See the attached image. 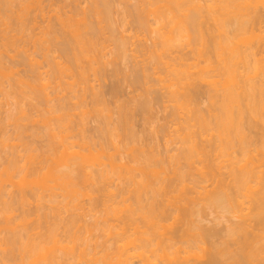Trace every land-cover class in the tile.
<instances>
[{
    "label": "rangeland",
    "instance_id": "374dc122",
    "mask_svg": "<svg viewBox=\"0 0 264 264\" xmlns=\"http://www.w3.org/2000/svg\"><path fill=\"white\" fill-rule=\"evenodd\" d=\"M3 1V0H2ZM2 1L0 0V5H1V10H0V33H2L1 35H0V67H2V69H0L1 70V72H0V84H1V88H0V143L1 144H3L2 142H4L5 141V143L3 144V145H0V173L2 174L3 172V175L6 173V171L8 170V169H6L7 167H10V165H11V163H10V161H12L11 160V158L12 157H16L17 159H19V161H20V163H17L18 164V170H17V172H18V176H15L16 178H14L15 180H13V181H16V179H17V181L15 182V183H21V185H20V187H19V185L18 184H16V185H18V187L17 186H14V182L12 183V182H9L8 181V179L7 180H5V179H3L4 180V182H2L1 180H0V182H2V183H4L5 184V182H6V186L8 187V189H6V187H4V186H2V184H0V188L1 187H4V189H2V191L3 190H5L6 189V191L4 192V195H2V191H1V193H0V195H2V196H0V197H2V198H0V259H1V257L2 256H4L7 252L5 251V253L3 252L4 251V249H9L10 251H12V252H10L11 254H12V256L14 257V253L16 254V258H14V261H13V259H10L9 258V256H10V254H8V255H6L5 257L7 258H9L11 261H10V263L11 264H19L20 262H21V260L23 259L21 256L23 255H25L26 256V254L28 255V256H26V258L24 259V261L26 262H24V261H22V262H24L25 264H32V262H34V261H36L35 263H33V264H46L47 262L46 261H48L47 259L45 260L44 258H43V256L46 258V257H48L49 256V258L51 257V256H53V255H55L54 253H56V255H58V254H61V252H62V250H65V251H63V253H67L66 255L67 256H74L75 254H78L82 249H87V250H89L90 248H88V247H90V245H89V243H87V245L85 244V248H80V249H76V248H79V247H82L83 246V244L82 245H77V244H75L74 242H72L71 241V239H69V237H68V239L66 238V239H64L63 241H64V244H63V242L61 241V243H60V241L58 242V240H57V245H58V243H59V249H55L54 247H53V245H56V244H54V239H52V242L51 241H48V240H51L50 238H52L51 237V232L50 231H52V227H53V225L51 226V224H53V222H56V221H60V216L62 215L63 216V218H62V216H61V219L63 220V219H66V217L68 218V216H70L69 218H71L72 216H74L73 215V212H74V214H75V216L74 217H76L77 219H78V216H80V218H82L83 220H80V222L79 223H81V224H84V223H93L94 222V219H96V216L98 217V221L100 220V218L101 217H99V212L101 213L100 214V216L102 215V220H100L101 222H104L103 220H104V217L105 216H107L106 214H107V212H106V206L105 205H103V204H105V202H103V200L105 199H109L107 196H109V195H107L106 196V193H104L103 194V192H101L100 191V193L98 192L97 193V191H95V194H93V198H91L90 196H86V197H79L78 199H77V196L75 195H73V194H71V192L72 191H70V189L71 188H69L68 190L67 189H64V188H66V186H68V184H65L66 182L68 183V180L65 182V181H63V180H61V179H57L56 177H51V176H54L52 173H49L52 169L54 170V169H56V168H61L60 167V165H62L63 166V164H64V162H65V158H70V157H64V155L65 154H63V153H65L66 151H64V152H62V150H64V147H65V145L68 147L69 146V144L67 145V142L68 143H70V140H71V142H73L74 143V141H75V144L76 143H78L77 142V140H80L79 139V137L77 138V136H79V134L81 133L82 134V130H80V131H82V132H80V133H78V131H79V129H77V130H75L76 128H77V124L78 123H80V125H81V123H83L84 125H81V127H80V125H79V128L81 129H83V130H85V136H87L88 135V137L89 138H91V139H93V138H96L95 140L93 139V141L90 139V141H88V142H90V145H89V143L88 144H86L85 145V147H87L88 149H90L89 147H91V151H89L90 153H92V152H94V153H96L97 151H99L100 149H99V144H101V143H103V141H105L104 142V144L106 145L105 147L107 148V150H106V155H104L103 157H101L100 155H98L97 157L99 158V156H100V158L98 159L95 155H97V153L96 154H94V156L97 158H95V157H93L94 159H95V161H94V159L91 157V156H89V158L91 159H89L88 158V160L91 162H89L88 161V163L86 162L85 164H86V166H84L85 164H83L82 165V169L84 170L85 169V167H86V169H88V171H89V173L90 174H93V175H96V173H98V172H100L102 169H106V168H109V170H110V167H111V165L109 164V166H108V162H107V160L109 159V155H113L114 153H119L120 151V155H118L117 154V159H115V160H120V158H121V156H122V154H123V156H122V158H121V160H120V162H129L130 163V166L131 165H133V166H137V168L135 169V170H131L132 172H131V174H130V172L128 173V176H130V175H132V176H130V178H129V182L126 180V179H128V178H125L124 180H125V182H124V180H123V178L120 180L119 178H118V173L115 171V175L113 174V172H112V174H111V176L113 177L112 179H113V182H109V186L110 187H112V186H114V187H112L111 189H112V192H114L115 191V193L117 192V194H115V195H113V196H111V193H109L110 194V196L111 197H113V200H109V202H110V204H117V206L118 205H120L119 203H121V206H120V208L122 209L123 207H125L124 205H129V203H130V201H132L131 203H134L135 201L134 200H136V197L135 196H133L134 195V192H133V195H132V192H130V191H126V188H129L130 190H132V188H134V186H137L138 187V185H140L139 183H135V181L137 182L138 180H139V182L142 180V178H146L147 177V175H145V174H148V176H150L149 175V173H145L144 172V170L148 167L147 165H149L150 167H148L147 168V171L149 172L150 171V168H152L151 169V173H152V170H153V168L155 167L156 169L155 170H158V171H160L159 173H160V175H159V177L162 179H160V181H162V182H157V180H158V176H157V179H156V184L158 185H156V186H154L155 188H157L158 189V187H159V189L157 190V191H155L156 193H157V195L155 194V197H153V198H155L156 200H157V203L158 204H160V205H162V204H165V205H162V206H164V207H166V209L168 210V212L170 211V212H172L173 210V213H170L169 212V217H167L166 218V220H164L165 218H161V217H157L156 219H155V217H153L152 219H150V218H148L149 220H148V222H147V220L145 221V219H144V222H142L141 221V223L139 222L140 220H141V217H140V219L137 217V218H135L134 220L136 221V222H132V221H130L129 219V221H130V223H133V224H130V223H128L129 221L127 220V218L125 217V216H127V214H128V212L127 211H125V209L123 208L122 209V211H116L117 213H111L112 211H110V214L111 215H109V219L108 220H110L109 221V223L111 222V224H110V226L111 225H113V226H111L112 228L114 227L115 229H119V230H115L114 228L112 229L110 226H108L107 225V227H110L111 229H112V231L113 232H111V231H109V229L107 230L108 231V234H107V231L105 232L107 235H104L105 233H104V231H96V233H98L96 236L97 237H95L94 236V238H93V240H98L99 241V243H100V241H101V244H104V243H107V244H105V245H108L109 246V248H108V252L110 253L108 256H110L109 258L110 259H113V258H116V260L118 259L117 257H115V256H117V254L119 253V251H121L120 249H124V248H126V249H129V250H131V252H135V249H133V248H135V246H136V243H139V241L137 240L136 241V238H138L139 239V232H143L144 231V229H145V231H147L149 228V230H157V228L159 229V231L158 232H160L161 234H164V231L163 230H166L167 231V233H165L166 235H171L172 233H173V231H174V233L178 236V238H179V234H184V233H186V235L184 234L183 236H184V238L183 239H185V237H189L188 239H192L191 240V242L190 243H192V244H198L197 245V247H196V249H195V251H197V250H199L198 252H197V258H196V255H194V256H192L191 258H190V262H198V263H200L201 262V260H205V258H203V256H204V253H207L206 252V250L205 251H203V248L205 249V248H208L209 249V246L212 248V245L213 244H215V243H218L220 240L219 239H221L222 240V238L221 237H223L222 235V233L224 232H226L227 233V229H229V227L231 226V225H233L234 223H232V222H237L238 221V219H239V216H238V219L237 218H235V217H237V215L236 214H238L237 212L235 213V211L237 210H232L233 208H232V206H231V204L228 202V203H226V202H224L225 203V205H224V207L223 206H220V208H219V205H213V203H211V199L209 198L211 195H210V193H209V189H212V185H213V182H212V180L211 179H208V181L209 180H211V182H212V184H209L210 183V181H209V185L211 186H209L207 183V185L205 184V183H203L202 182V184H200L201 182V180L203 179H201L200 177L199 178H193L195 175H197V177L198 176H200V171H199V167L201 166V164L203 165L202 166V168L204 167V164H205V162L206 161H203L202 159L204 158V156H199V158L198 157H195V158H197L199 161H200V157H203L201 160L202 161H200V162H198V160L196 159H194V164L192 163V165L191 166H193V168H195V169H190V165L188 164V163H186V162H184V161H186V160H183V158L181 157V159H180V161H179V159H175V158H177L178 157V155L180 154L179 152H181V150L183 149V148H181V147H183V142H184V145H185V143H186V145H187V143H189L190 141V139L191 140H193L194 142L196 141L197 143H199V145H200V142H201V146L202 147H204V145L206 144H208L207 146H206V149H208V150H206L207 151V153H209V152H211V160L212 161H214V162H217L218 160V162H220V164L221 163H223L224 164V166H222L223 164H221V166H222V168H221V166L220 165H218L219 166V170L221 169L222 171L224 170H226L224 173L221 171L220 173H221V176H226V174H227V176L226 177H229L228 176V173L230 174V172H229V170H231V169H229V168H231L230 166L228 167V165H227V162H230V159H232L234 156V160H235V158H236V160H242V162H244L245 161V156L243 155V148L244 149H246V148H248L249 146V150H248V152L250 153L251 152V155H257L259 152H255V149H257L258 148V146H260V144L258 143V142H261V141H263L264 139V117H262L261 115H263L264 114V109L262 108V107H260L259 108V110H261V114H260V116L259 117H257L259 114H257L256 116H254V115H251V117H250V120H249V116L246 118L248 121H251L250 122V124H249V122L246 120V121H244L246 124H244V126L245 127H243V129H245V128H249V126L253 129L254 128V130H252L251 128H249V129H245L244 131H242L241 129V134L239 135V137L237 138V136H238V134H237V136L235 137L234 135L236 134V132H233V133H235L234 135H232V137H228V138H230V142L232 141V139H234V138H236L235 140H233L234 142V144L233 143H230L229 141H228V143H230V144H227V143H225L226 141H225V139H227V138H223V137H221V139L223 138V144L225 145V147H224V145L223 146H220L221 144H220V142H221V140H220V142L218 141V139L220 138V137H218L219 135L217 134V132H216V130L214 129V128H210V129H208V130H199V132H200V134H199V132H197L198 131V129H200L197 125H198V123L196 124V125H193V124H195L196 122H195V120H192L191 118H190V116H193L194 114L196 115V114H202V115H204L205 117H208V119L210 118L211 119V123H213L214 121H212V116L214 117L215 116V114H217V116H219L218 115V113L220 114V115H224V114H221V106L219 105L218 107H219V109H218V107H217V105H218V102H221V104H222V98H223V95L224 94H222L223 93V83H224V79L225 78H223V76H220V77H217L216 79L219 81V78H220V81L218 82V83H216L215 85L213 84V83H209L208 84V81L206 82L205 81V83H204V81L203 80H201L200 81V79H198V74L195 72V70H196V64L197 63H195V66H193L194 65V63H190V62H197V60L199 61V62H201L200 63V65L201 66H203L202 64H203V58L201 59V57H202V55L200 56V52H203V50L204 49H206V52H207V47H208V45L210 44V42H211V48L213 49V52H212V54L213 55H215V56H212V54H210L211 52H209V50L210 49H208V52L209 53H207L208 54V56H210V59H212L213 58V60L215 61L216 60V58H217V61H216V63H215V65L218 63V60L220 59V56L221 57H224L225 56V54L223 55V51H221L220 50V52H222L221 54L218 52V50H219V48H218V45H216V42H218L219 41V39H218V37H215V36H219V38L221 39V37H220V32H219V30L218 29H215V28H217L216 26H215V30L214 31H212V29H211V27L209 28V26H211L215 21L214 20H211L210 19V17H209V14H208V10H209V8H208V10H207V6L209 5V3H211L210 1H209V3H208V0H206V2H200V4L202 3L204 6H206L205 4L207 3V6H206V8L203 6V7H201V10H200V13H201V11H202V15L201 14H199V16L201 15L202 16V21H200L201 19L200 18H198V21H199V24H200V22L202 23L203 21V23H205V24H202V25H206V23H207V26L205 27V28H207V29H205V28H203V29H205V31H203V32H206L205 34L207 35L206 36V39L203 37V38H200V39H203V41H205V42H203L202 41V43H206V42H208L207 44H206V46H205V44H198V39H197V41H195L196 42V45H197V47H198V51H197V49H196V45L194 44V43H192L193 45L192 46H190V43L188 42L189 40H186V39H188V38H186L185 39V36L183 35V38H182V33L180 34L181 36H179V34L177 33V35H178V38L180 39V40H177L176 39V37H175V39H176V41L177 42H175V43H178L179 42V44L178 45H180L179 47H178V45H177V47L179 48L178 49V51L177 50H175V51H177V53H175V51H172L171 52V54H170V52H168V54L166 53V55H165V53L164 54H162V57H161V60L162 61H169V63L172 65L173 63H174V66H176V64H177V66H179V67H181V65H180V62L181 63H185L186 65H183V68L185 67L186 69L190 66V68H191V66L193 67V68H191L190 70H189V68H188V72H190V73H188V76H186L185 78H187L188 79V82H189V78H190V84H187L188 82H186V84H183L182 85V88H183V90H184V88L186 89V90H182L183 92H184V94H182V91L180 92V94H182V95H180V100H181V102H185V100H186V103L181 107V105H177V102L175 101V99H173V97L171 96V93H170V84H169V87H166V84L168 83V82H171V81H169V79H168V81L167 82H165V81H161L160 80V77L161 78H163V76H165V74L167 75L166 77L168 78V76L170 75V73L172 74V72H171V69L170 68H168L167 66H166V64L164 65V67H163V63H162V61L160 60V62H156V60L154 61V57H156L157 58V56H155V53L157 52L156 50H158L159 49V47L158 46H160V48L162 47V45L164 44V40H165V37L163 38L162 37V39H164V40H161V39H158L157 38V34H155V32H153V30L154 29H156L158 26V22L156 23V21L157 20H155L156 19V17H155V15H154V13L152 14V12L149 14V13H147V11L149 12V10H148V8H149V4L148 5H146L147 3H144L143 4V2H139L138 0H124V2H123V0H114V1H112L113 3H111L112 4V8H111V14H110V17H108L109 18V20H108V18H107V21H110V22H107V23H104L105 22V20L103 19V18H105V17H101V20L99 21V17H97V16H91L90 18H92L91 19V21L93 22V24L96 26V27H98L99 29H96V32L98 33L99 32V34H97L96 33V35H98V36H96V38L95 39H97V41H98V43H99V46H98V48L100 49L99 50V52H100V56H101V67H102V70L100 69L101 67L99 66L100 64H98L97 62H99V61H97V62H95L94 61V59L92 58L93 56H94V53L95 52H93V54H92V51H91V59H90V56L89 57H85V58H83V60H81L82 61V66H83V64H84V66L86 67V69H87V62H85V60L86 61H88L89 62V66H88V68L89 67H92V65L94 66V64L96 65V66H99L100 68H98V69H100V71H99V73L97 72V67L96 66H94L95 68H96V70H95V68H94V70H93V72L90 70V68H89V80H90V83H89V86L88 87H86V89L84 88V89H82V91H81V88H83V86H85V84L81 81H79V79H80V77L78 78V76H79V73H78V75H77V73H73V75H74V77H75V79H76V77L78 78L76 81H77V85H73V84H76V82H75V80H74V78H73V75H71V72H70V74H69V72L67 73V75L66 74H64V73H62V76L58 73V72H56L55 73V71H52V69H51V67L49 66V65H53V63H54V61H55V63L58 61H63V63H67V61H65L66 60V56H64L63 54V52H61L60 50H57V48H58V44H56V49H55V46H54V44H55V42H53L52 40H51V44L48 46V48L49 49H47V51H46V49H45V51H44V48L46 47H43V45H42V48L40 47V45H41V43H39L38 41H40V42H42L43 43V41H42V39H44V41L45 40H48L47 38H50V37H47L46 39L45 38H43L44 37V34H45V30H47V27H48V31H49V29H50V26H52L51 27V29L50 30H52V28L54 27V30H55V27H56V32H58L61 28H62V22L64 21V22H66V19H63V18H68V16L72 13V15L74 14V17H75V21H74V23H76L77 21H76V17H77V20L78 19H80L81 17H82V15H81V17H80V14L82 13V11H84V8L87 6H90L89 4V2L91 1V0H38V4L36 3V5H35V2H37V1H35L34 2V4L33 3H31L30 5L32 6V7H30V9H29V7H28V10H29V12H27L28 10L26 9V12H24L25 11V8H27V7H25V6H23V7H25L24 8V11L22 12V10L21 11H19L20 9H22L23 7H21L20 6V4H21V1H20V3H18V2H14L13 3V5L11 6V8L12 9H10V7H9V9L11 10V12H16V13H10V15L8 16V14H9V10L7 11V10H5L7 7V5H9V3L11 4L12 2L11 1H9V3L7 2V4H5V2H4V4L2 5L1 3H2ZM17 1V0H16ZM24 1V0H23ZM22 1V2H23ZM26 1V0H25ZM119 1V2H118ZM128 1H130V2H128ZM200 1H204V0H200ZM33 2V1H32ZM125 2H127L128 4H125ZM139 2V3H138ZM24 3V2H23ZM22 3V4H23ZM26 3V2H25ZM30 3V0H28L27 1V3L26 4H29ZM89 3V4H88ZM124 3V4H123ZM14 4H15V6H14ZM113 4H115V5H113ZM139 4V5H138ZM143 6H141V5ZM199 4V3H198ZM6 5V6H5ZM19 6V7H16V6ZM24 5V4H23ZM127 5H128V7H130V9L129 8H127ZM161 5H163V4H161ZM211 5V4H210ZM4 8H3V7ZM29 6V5H28ZM39 6H40V8H39ZM138 8H137V7ZM139 6H140V8H139ZM145 6V7H144ZM148 6V7H147ZM6 7V8H5ZM14 7H15V9L17 8H19L18 10H15L14 9ZM193 7V6H192ZM135 8V9H134ZM143 8V9H142ZM145 8V9H144ZM184 8V9H183ZM183 10H179V11H175V13H177V16L174 18V19H178L177 21H168V19L166 20V22L167 23H165L166 24V26L167 25H169V26H171L172 28H173V25L176 23V25L177 24H179L178 26H177V30H178V28H179V30L178 31H180L181 30V28H182V26H180V25H183V23H182V19L180 18V17H182L183 19L185 18L184 16H186L187 14H189V12H191V13H193V9H188L189 7H186V6H183ZM15 10V11H14ZM86 10H88V9H86ZM132 10V14L129 12V11H131ZM144 11L143 13H141L140 11ZM147 10V11H146ZM186 10H188V13H187V11ZM192 10V11H191ZM205 10H207V12H205V16L206 17H203L204 16V11ZM2 11V12H1ZM6 11V12H5ZM17 11H18V14H20V16L22 17H20L19 15H17ZM182 11H183V13H182ZM184 11H186V12H184ZM21 12H22V14H21ZM81 12V13H80ZM136 12V13H135ZM146 12V13H145ZM3 13V14H2ZM6 14V16H5V14ZM24 13H25V15H27L26 17H25V15H24ZM77 13V14H76ZM141 13V14H140ZM190 13V14H191ZM207 13V14H206ZM1 14H2V16L4 17V18H6L5 20H4V18L1 16ZM11 14H13L14 15V17L11 15ZM59 14V15H58ZM60 14H62V16H66V15H68V16H66V17H63L62 18V16L60 15ZM66 14V15H65ZM78 14H79V16H78ZM83 14V13H82ZM145 14V15H144ZM179 14V15H178ZM183 14V15H182ZM61 16V18L63 19V21L61 22V18L60 17H58V16ZM72 15H70V19H72L71 17H72ZM134 15V16H133ZM154 15V16H153ZM173 15V14H172ZM171 14H170V16L169 17H167V18H169V20H171L170 19V17L172 16ZM152 18H151V17ZM1 17L3 18V20L4 21H6V23L1 19ZM14 19H13V18ZM27 17H28V19H27ZM73 17V18H74ZM80 17V18H79ZM97 17V18H96ZM136 17H137V19H136ZM139 17V18H138ZM140 17H142L141 19H140ZM146 17H147V19H146ZM150 17V18H149ZM153 17H154V19H153ZM179 17V18H178ZM21 19V21H20V19ZM58 18L60 19V21L58 20ZM89 18V17H88ZM89 18V19H90ZM94 18V19H93ZM206 18H208V19H206ZM7 19H9L8 21H7ZM10 19L12 20V21H10ZM19 19V20H18ZM26 19V20H25ZM69 19V18H68ZM140 19V20H139ZM1 20H2V22H1ZM81 20V19H80ZM98 20V21H97ZM137 20V21H136ZM211 20V21H210ZM23 21H24V23H23ZM69 21V20H68ZM67 21V22H68ZM136 21V22H135ZM147 21H149V22H147ZM178 21H181V22H179L178 23ZM210 21V25L208 24V22ZM213 21V22H212ZM60 22H61V25H60ZM67 22L65 23V27L63 26V28H67V31H69L70 33H71V31H70V28H69V26H68V24H67ZM79 22V21H78ZM102 22V23H101ZM142 22L144 23V22H147V24L149 23L150 25H152V26H150V28L152 29V31L151 32H149V29H147V32L148 33H146V30L144 29L145 28V26L143 27L141 24H142ZM168 22H170L171 24L172 23H174L173 25H170V23H168ZM21 23H23V24H21ZM97 23V24H96ZM163 22H161V24H163V25H165ZM181 23V24H180ZM3 24H6V25H3ZM67 24V25H66ZM105 24V26H103ZM137 24V25H136ZM161 24H159V27H160V25ZM217 24V23H216ZM18 25V26H17ZM22 25V26H21ZM110 26L109 27V29H108V27L107 26ZM139 25H140V28H139ZM154 25V26H153ZM214 25H215V23H214ZM2 26V27H1ZM7 27V29H6V27ZM12 26V27H11ZM24 26H26L25 27V29L24 30H26V31H24V30H22L21 28L22 27H24ZM66 26H68V27H66ZM101 26V27H100ZM114 28V29H116V30H114V32H113V29H112V27ZM138 26V27H137ZM142 26V27H141ZM203 26V27H204ZM59 27H61V28H59ZM174 27H175V25H174ZM202 27V26H201ZM201 27H198V28H201ZM5 30H4V29ZM14 28V29H13ZM21 29L22 31H23V33H25L24 35L23 34H21L22 33V31L21 30H19V29ZM104 28V29H103ZM168 28V30H169V28L170 27H167ZM167 28L165 29V30H167ZM59 29V30H58ZM208 29H210L211 30V32H213V34L214 35H211V33L210 34H208V32L209 31H206V30H208ZM261 29V30H260ZM260 29H258L257 27H256V29L254 28V32L255 33H253V31H252V29H250V30H248L249 32V34H247V38L249 39L250 38V35H251V37L253 38H250V40L251 41H249L248 42V40H247V42H245L246 44H247V46L248 45H250L251 44V46H250V48L252 47V50H253V52H254V56L252 55V57H251V59H256V58H259L258 60L260 61L261 60V62H260V64L261 63H264V62H262V61H264V26L262 27V28H260ZM16 30H18V31H16ZM29 30H31V31H29ZM65 30V29H64ZM98 30V31H97ZM145 30V31H144ZM170 30H171V28H170ZM175 30V29H174ZM184 30V29H183ZM183 30H182V32H183ZM202 30V29H201ZM218 30V31H217ZM6 31V32H5ZM19 31H21V32H19ZM47 31V32H48ZM60 31H62V29L60 30ZM59 31V32H60ZM105 31V32H104ZM118 31V32H117ZM143 31V32H142ZM155 31V30H154ZM173 31V30H172ZM216 31V32H215ZM257 31V32H256ZM4 32V33H3ZM8 32V33H7ZM29 32V33H28ZM46 32V33H47ZM58 32V37H59V39L60 40H66L65 38L68 36L70 39H72L71 37L72 36H69L68 34V32H67V35L65 36V37H63L62 35H64V34H60ZM63 32V31H62ZM64 32H66V31H64ZM104 32V33H103ZM175 32V31H174ZM173 32V33H174ZM215 32V33H214ZM251 32V33H250ZM16 33V34H15ZM49 33V32H48ZM48 33L47 34H45V36L46 35H48ZM117 33H120V34H117ZM151 33V34H150ZM167 33H168V31H167ZM167 33H166V35H167ZM176 33V32H175ZM184 33V32H183ZM112 35V37H111V35ZM123 34V35H122ZM125 34V35H124ZM154 34V35H153ZM219 34V35H218ZM253 34H255V35H253ZM5 36V38L7 39V37L9 36H12V37H8V40H11L12 41V38L14 39V43H15V45H14V43L12 44V42L11 41H9V42H4V41H7L3 36ZM27 35V36H26ZM29 35H31V36H34V38H32V39H30V41H29V38L27 39V37L29 36ZM92 35V34H91ZM101 35V36H100ZM117 35V36H116ZM133 35V36H132ZM150 35H151V37H150ZM156 35V36H155ZM176 35V34H175ZM174 35V36H175ZM176 35V36H177ZM49 36V35H48ZM88 36H90V35H88ZM116 36V37H118V38H114V37ZM126 36L128 37V39L126 38ZM131 36V37H130ZM257 36H258V38H257ZM3 37V38H2ZM67 37V38H68ZM91 37H95L94 35L93 36H91ZM101 37V38H100ZM105 37V38H104ZM122 38V39H120V38ZM159 37V36H158ZM209 37V38H208ZM241 37V36H240ZM263 37V38H262ZM17 38H19V39H17ZM37 38V39H36ZM40 38V39H39ZM42 38V39H41ZM51 38H52V36H51ZM50 38V39H51ZM68 38V40H70ZM100 38V39H99ZM155 38V39H154ZM218 40H217V39ZM241 38H243V37H241ZM247 38H245V39H243V41H246V39ZM5 39V40H4ZM53 39V38H52ZM113 39H114V41H113ZM130 39V40H129ZM154 39V40H153ZM158 40V44H159V40L160 41H162V42H160V44L159 45H155L154 43L156 42L157 43V40ZM259 39H261V40H259ZM24 40V41H23ZM27 40V41H26ZM54 40V39H53ZM122 40H125L126 42H131V44H127V47H128V49H129V52L127 53V55H126V57H120V58H117L116 57V52H118V50H117V47H118V45L116 44V41H117V43L118 42H120V41H122ZM139 40H140V42H139ZM142 40V41H141ZM196 40V39H195ZM236 40L237 39H235L234 41L236 42ZM26 41V43H24ZM48 41H50V40H48ZM57 41V40H56ZM133 41V42H132ZM46 42V41H45ZM103 42V43H102ZM182 42V43H181ZM192 42H194V41H192ZM201 42V41H200ZM258 42H259V44H258ZM6 43H9V47H7L8 45H6ZM39 43V44H38ZM46 43H49V42H46ZM57 43V42H56ZM161 43H162V45H161ZM186 43H188V44H186ZM4 44V45H3ZM120 44V43H119ZM138 44H140V46H137ZM185 44H186V46H185ZM256 44H258V45H256ZM2 45V46H1ZM115 45H116V48L114 49V47H115ZM129 45H130V47H129ZM176 45V44H175ZM210 45H209V47L208 48H210ZM252 45H254V46H252ZM18 46H19V48H18ZM136 46V47H135ZM154 46H156V47H154ZM201 46H203V47H201ZM256 46V47H255ZM261 46H262V48H261ZM21 47H23V49L22 50H19V49H21ZM141 47H142V49H141ZM146 47V48H145ZM191 47V48H190ZM193 47V48H192ZM195 47V48H194ZM201 48V50L202 51H200L199 52V49ZM260 47V48H259ZM4 48V49H3ZM13 48V49H12ZM17 48H18V50H17ZM138 50H137V49ZM151 48V49H150ZM154 48V49H153ZM156 48V49H155ZM6 49V50H5ZM15 49V50H14ZM55 49V50H54ZM60 49V48H59ZM153 49V50H152ZM191 51H190V50ZM194 49V50H193ZM254 49H255V51H254ZM156 52H155V51ZM259 50V51H258ZM23 51V54L21 53ZM49 51V53L47 54V53H45V52H48ZM114 51H115V53H114ZM131 51V52H130ZM139 51V52H138ZM183 51H184V53H183ZM186 51V52H185ZM28 52V53H27ZM78 52H79V50H78ZM81 52V51H80ZM145 52H147V54L148 55H146V53ZM205 52V53H206ZM214 52H215V54H214ZM44 53H45V55H44ZM102 53V54H101ZM113 53H114V55H113ZM159 52H157V54H158ZM205 53L203 52V54H204V56L205 57H208V56H206L205 55ZM216 53H218V55L216 54ZM258 53V54H257ZM25 54H26V56H25ZM62 55V56H59V55ZM134 54V55H133ZM142 54V55H141ZM170 54V55H169ZM176 54H177V57H176ZM180 54V57H178V55ZM210 54V55H209ZM220 54V55H219ZM256 54V55H255ZM27 55H28V57H27ZM49 56V57H46V56ZM128 55H129V57H128ZM131 55V56H130ZM145 55H146V57H145ZM154 56V57H152L153 58V60L151 61V56ZM164 55V56H163ZM168 55V56H167ZM171 55H172V57H171ZM197 56V58H196V56ZM261 55H263L261 58H260V56ZM114 56H115V58H116V60H114L115 58H114ZM135 56H136V58H135ZM195 56V57H194ZM216 56H218V57H216ZM103 57H104V59H103ZM113 57V58H112ZM149 57V58H148ZM49 60H48V59ZM59 58V59H58ZM62 58V59H61ZM89 59V60H87V59ZM158 58H159V55H158ZM170 58V59H169ZM171 58H173V59H171ZM180 58V59H179ZM28 59V60H27ZM36 59V65H37V68H38V71L36 70V65L34 64L33 65V63L35 62L34 60ZM93 59V60H92ZM112 59V60H111ZM141 59H145V61H143V60H141ZM164 59V60H163ZM186 59H187V61H186ZM189 59V60H188ZM263 59V60H262ZM50 60H51V64H50ZM91 60V61H90ZM123 60H124V62H123ZM147 60V61H146ZM159 59H157V61H158ZM174 60V61H173ZM181 60V61H180ZM183 60H184V62H183ZM212 60V61H213ZM258 60H256V62L258 61ZM37 61L39 62V64H37ZM49 61V62H48ZM94 63H93V62ZM105 61V62H104ZM107 61V62H106ZM138 61V62H137ZM141 61V62H140ZM150 61H151V63H150ZM203 61V62H202ZM213 61V62H214ZM254 62H255V60H253ZM3 62V63H2ZM90 62H92L91 64H90ZM104 62V63H103ZM146 62H147V65H146ZM155 62V63H154ZM172 62V63H171ZM255 62V63H256ZM32 63V64H31ZM62 63V62H61ZM100 63V62H99ZM106 63H107V65H106ZM112 63V64H111ZM116 63V64H115ZM118 63V64H117ZM135 63H136V65H135ZM144 63V64H143ZM162 63V64H161ZM59 64V63H58ZM98 64V65H97ZM150 64H151V69H153V70H151L150 71ZM159 65V67L156 69L155 68V66L156 65ZM188 64V65H187ZM219 64V63H218ZM253 65H254V67H255V65L256 64H259V62L258 63H256V64H254V63H252ZM61 65V64H60ZM63 65V64H62ZM64 65H66V64H64ZM91 65V66H90ZM144 65V67H142ZM198 65V64H197ZM242 65V63L240 62V66ZM253 65H252V68L253 69H251L250 71H251V75H253L254 76V74H256L257 75V73H258V75H257V77L258 78H261L260 79V81L261 80H264V76H263V74H264V72H263V69L261 70L262 72H263V74H262V72H260V70L258 71V69H257V73H256V69L254 70V67H253ZM55 66H57V63L55 64ZM55 66H54V68H55ZM108 66V67H107ZM114 66V67H113ZM139 66H140V68H139ZM176 66V67H177ZM188 66V67H187ZM260 66V65H259ZM149 67V68H148ZM167 67V68H166ZM194 67H196V68H194ZM257 67V66H256ZM58 68V67H57ZM115 68H118L117 70L115 69ZM156 70H155V69ZM4 69H5V71H4ZM92 69H93V67H92ZM103 69H104V72H103ZM107 69V70H106ZM137 69H140V70H137ZM35 70L37 71L36 73H34L35 72ZM58 70V69H57ZM148 70V71H147ZM169 70V71H168ZM197 70H198V68H197ZM75 71V70H74ZM74 71H72V72H74ZM114 71V72H113ZM137 71H138V73H137ZM143 71V72H142ZM166 71V73H164ZM240 71H241V69H240ZM254 71H255V73H254ZM39 72V73H38ZM52 72H54L55 73V75L53 76V74H51ZM77 72H78V70H77ZM94 72H96V74L94 73ZM100 72L102 73V75H101V77L99 76L100 75ZM117 72V73H116ZM158 72L161 74V75H158ZM193 72H194V74H193ZM253 72V73H252ZM57 73H58V75H57ZM145 73L146 74H148V75H146L147 76V79H146V76L145 77H143L144 75H145ZM164 73V74H163ZM64 74V75H63ZM93 74H94V76H93ZM133 74L134 75H138L137 77L138 78H136V76H135V78H134V76H133ZM169 74V75H168ZM192 74H193V76H192ZM211 74V73H210ZM38 75V77H36ZM51 75V76H50ZM76 75V76H75ZM118 75V76H117ZM141 75H142V77H141ZM195 75H197V76H195ZM256 75H255V78H256V80H258V78L256 77ZM57 76H58V79H57ZM70 76V77H69ZM172 77H173V74L171 75ZM170 76V77H171ZM55 77V78H54ZM60 77H63V78H60ZM153 77V78H152ZM222 77V78H221ZM39 78H41V80L39 79ZM60 78V79H59ZM143 78V80L144 81H141V79ZM159 79L160 80V82H156L157 80L156 79ZM200 78V77H199ZM22 79V80H21ZM71 79H72V81H71ZM140 79V80H139ZM150 79V80H149ZM154 79V81H153V83H152V80ZM196 79V80H195ZM222 79V80H221ZM21 80V81H20ZM59 80H61L60 81V83H61V85H60V83H59ZM74 80V81H73ZM137 80H138V82H137ZM224 80V81H223ZM22 81H23V83H22ZM67 81H68V83H67ZM133 81H134V83H138V84H140L139 86L136 84H134L133 83ZM145 81L146 82H148V83H146L145 84ZM151 81V82H150ZM174 81H175V79H174ZM174 81H172L173 83H175ZM187 81V80H186ZM223 81V82H222ZM259 81V80H258ZM32 82V83H31ZM43 82V83H42ZM75 82V83H74ZM142 82V83H141ZM176 82H177V80H176ZM191 82H193V83H191ZM220 82H222V83H220ZM30 85H32L31 87L29 86V84ZM51 83V84H50ZM67 83V84H66ZM69 83H71L73 86V89L76 87V91H78V93H76V91H74L72 88L69 90V88H70V85L68 86V84ZM78 83H80V84H78ZM115 83L117 84V85H115ZM156 83V84H155ZM157 83H159L158 85H157ZM198 83V84H197ZM37 84H38V86H37ZM39 84H40V87H39ZM41 84H42V86H41ZM90 84H92V85H90ZM143 84V85H142ZM165 84V85H164ZM192 84H193V86H194V88H193V86H192ZM46 85V86H45ZM79 85L81 86L80 87V89H79ZM191 85V86H190ZM216 85H218L217 87L218 88H216ZM36 86H37V89L39 88V90H36ZM58 86V87H57ZM75 86V87H74ZM91 86H93L92 87V89H91ZM113 86V87H112ZM145 86H146V88H145ZM167 86H168V84H167ZM61 87H62V89H61ZM116 87V88H115ZM118 87V88H117ZM190 89H189V88ZM192 87V88H191ZM202 87H204V88H202ZM214 87V88H213ZM42 88V89H41ZM94 88L96 89V91H100V92H98V94H101L100 96H98V98L99 99H97L96 100V103H95V99L93 98V93H92V95H91V91L92 92H95V90H94ZM182 88H180V90L182 89ZM220 88L222 89V91L220 90ZM35 89V91H33ZM156 89V90H155ZM169 89V90H168ZM193 89V90H192ZM212 89H213V92H212ZM41 90V91H40ZM43 90V91H42ZM44 90H45V95L47 96V98L48 97H51V99L52 100H50L49 98V101H48V99H45L44 97H45V95L43 94V96H42V94H40V93H44ZM61 90V91H60ZM68 90V91H67ZM80 90V91H79ZM84 90V91H83ZM113 92H112V91ZM144 90H146V91H144ZM149 90V91H148ZM153 90V91H152ZM168 90V91H167ZM196 91V93L195 92H193V91ZM211 90V91H210ZM217 90V91H216ZM221 92H220V91ZM31 91V92H30ZM37 91H39L38 92V94H40V96L38 97V95H37ZM67 91V92H66ZM87 91V92H86ZM101 91H103V92H101ZM112 92V94L110 93V92ZM150 91H151V93H152V96H151V93H150ZM165 91V92H164ZM209 91H210V93H209ZM215 91H216V93H215ZM29 92V93H28ZM32 92H34V94L32 93ZM50 92V93H49ZM61 92V93H60ZM63 92H64V94H63ZM84 94V97L85 96H88L86 99H84L83 101L85 102H83V101H81L82 100V98H83V96H82V98H81V95H83L82 93ZM155 92V93H154ZM164 92V93H163ZM170 94H169V93ZM202 92V93H201ZM219 92V101H218V98L217 99H215V97L214 96H218V93ZM66 93H69V94H66ZM144 93H146V96L144 95ZM202 95H201V94ZM205 93H206V95H205ZM32 94V95H31ZM49 96H48V95ZM71 94H73V95H75V97H76V95H80V97H78L79 99H77V98H75V97H73V95H71ZM148 94H149V96H148ZM164 94H165V96H164ZM167 94V95H166ZM193 94V95H192ZM198 95V94H200V96L201 97H199V95L197 96L198 97V99H197V101H196V98L197 97H195V95ZM211 94H213V96L211 95ZM34 95V98H32L31 96H33ZM102 95H103V97H102ZM104 95H105V97H104ZM159 95H160V98H161V96L163 95V97H162V101L163 102H161L160 100V98H159ZM169 95V96H168ZM190 95V96H189ZM205 95V97H203ZM220 95H222V97H220ZM43 98H42V97ZM61 96H63V97H61ZM70 96H71V98H70ZM143 96V97H142ZM183 96V97H182ZM185 96H186V98H185ZM188 96H189V98H188ZM207 96L209 97V98H207ZM72 97H73V99H72ZM152 97L154 98V100H152ZM195 97V98H194ZM213 97V98H212ZM63 98V99H62ZM101 98V99H100ZM193 98H194V100H193ZM201 98H203V100L201 99ZM36 99H37V101H36ZM43 101H42V100ZM56 99V100H55ZM69 99H71V100H69ZM167 99H169L168 101H167ZM171 99H173V100H171ZM200 99V100H199ZM210 99V100H209ZM215 99V100H214ZM220 99H221V101H220ZM41 100V101H40ZM62 100V101H61ZM75 100V101H74ZM87 100V101H86ZM92 100H94V103H93V101ZM99 100V102L97 103V101ZM101 100H103V101H101ZM143 100L145 101V103L143 102ZM188 100V101H187ZM207 100V101H206ZM136 101H138L139 102V104H140V106H139V104H138V102L136 103ZM171 101V102H170ZM201 101V102H200ZM206 101V102H205ZM217 101V103H215ZM35 102V103H34ZM50 103V106H51V108H54V109H49L50 108V106H48V104ZM52 102V103H51ZM56 102V103H55ZM71 102V103H70ZM76 102H78L79 104H76ZM124 102H126V103H124ZM174 102H175V104H174ZM188 102H189V104H188ZM33 103H34V105L36 106V107H33L34 105H33ZM42 103V104H41ZM46 103H47V105H46ZM64 107H66L67 108V111H68V113L67 114H69L68 116L69 117H71V121H72V123H73V121H75L74 123L75 124H72V125H74L73 126V128L70 130V129H68V130H70V131H72V134H70L71 132L70 131H68V130H66L67 128H64V127H68L69 126V124H70V126H69V128L70 127H72L71 126V123H68L67 121H66V123H68V126H64V125H62L61 124V121H62V119L64 118V119H66L65 117H63L62 119H61V121L59 122L57 119H56V116H58V117H60L58 114H62V115H64V113H57L56 114V112H57V109H58V111L59 110H61L62 109V111H63V107L60 105V104ZM73 103V104H72ZM86 103L88 104V105H86ZM106 103V104H105ZM146 103H148V104H146ZM211 103H212V106H214L213 108H212V106H210L211 105ZM83 104V105H82ZM98 104V105H97ZM102 104L104 105V106H102ZM119 104V105H118ZM142 104V105H141ZM145 104V106H147L148 105V107H146L144 110H143V108L145 107H143V105ZM152 104H154L153 106H152V108L151 107H149V106H151ZM174 104V105H173ZM204 104V105H203ZM39 105V106H38ZM74 106V107H71V106ZM81 107H80V106ZM171 105H173V106H171ZM187 105H189L190 106V108L192 107V108H194L192 111L191 110H189V107L187 106ZM208 105V106H207ZM45 106V107H44ZM54 106V107H53ZM59 106H60V109H59ZM84 106V107H83ZM86 106V107H85ZM89 108H88V107ZM108 106V107H107ZM123 108H122V107ZM137 106H139V107H137ZM177 107V108H175L174 109V107ZM180 106V107H179ZM202 106V107H201ZM204 106H205V109H204ZM47 107H49V108H47ZM62 107V108H61ZM93 107H94V109H93ZM100 107H101V109H100ZM185 107H187V108H185ZM197 107H199V109L197 108ZM215 107H217L216 108V110H215ZM45 108H47V109H45ZM55 108H56V112H55ZM71 110V111H69V109ZM95 108L97 109V110H95ZM99 108V109H98ZM107 108H109V109H107ZM129 108V109H128ZM45 109V111H44V113H43V110ZM88 109V110H87ZM104 109V110H103ZM113 109H114V111H113ZM117 109V110H116ZM127 111H126V110ZM173 109V110H172ZM178 109V110H177ZM183 109V110H182ZM186 109H187V111H186ZM208 109V110H207ZM52 111V113H51V111ZM54 110V111H53ZM91 110H93V111H91ZM100 110V111H99ZM101 110H103V113H102V111ZM119 110V111H118ZM131 110V111H130ZM199 110H201V112H204V113H201ZM210 110H211V112H210ZM218 110H219V112H218ZM47 111H49V112H47ZM62 111H60V112H62ZM65 111V110H64ZM63 111V112H64ZM66 111V112H67ZM112 111V112H111ZM117 111V112H116ZM121 111H123L124 113H123V115L125 114V116L127 115V114H129V118H127V116H126V118H127V120L129 119V121H128V123H126V124H124V126L127 128V129H125V128H123L121 125L122 124H120V123H122V121H124L125 122V116L123 117L124 118V120H123V118L121 117L122 116V112ZM126 111V112H125ZM175 111V112H174ZM182 111V112H181ZM198 111V112H197ZM208 111H209V113H208ZM214 111H215V113H214ZM55 112V113H54ZM87 112V113H86ZM95 112V113H94ZM98 114H97V113ZM101 112V113H100ZM146 112V113H145ZM195 112V113H194ZM207 112V113H206ZM213 112V113H212ZM216 112H218V113H216ZM262 112H263V114H262ZM46 113V114H45ZM91 113H93V114H91ZM107 113V114H106ZM111 113V114H110ZM114 113V114H113ZM172 113V114H171ZM184 113V114H183ZM187 113H188V115H187ZM191 113V114H190ZM194 113V114H193ZM258 113V112H257ZM55 114H56V116H55ZM66 114V113H65ZM73 114V115H72ZM79 114L82 116V115H84L83 117H81V116H79ZM103 114V115H102ZM108 114H109V118H108ZM118 114V115H117ZM130 114H131V116H130ZM174 114H176V115H174ZM199 114V115H200ZM209 114H211L210 115V117H209ZM212 114H214V115H212ZM43 115H45V116H43ZM49 115V116H48ZM87 115V116H86ZM100 115V116H99ZM107 115V116H106ZM52 116V117H51ZM53 116H55V117H53ZM65 116V115H64ZM67 116V115H66ZM73 116V117H72ZM114 118H112V117ZM182 116V117H181ZM185 118H184V117ZM188 116V117H187ZM57 117V118H58ZM79 117V118H78ZM81 117V118H80ZM255 117H256V119H255ZM49 118H52V120L51 121H49ZM61 118V117H60ZM59 118V119H60ZM76 118V119H75ZM98 120H97V119ZM100 118V119H99ZM188 118V119H187ZM252 118V119H251ZM54 119V120H53ZM56 119V120H55ZM73 119V120H72ZM80 119V120H79ZM85 119V120H84ZM111 120V122L110 121H106V120ZM209 119V120H210ZM257 119H262L261 121L259 120H257ZM77 120V121H76ZM119 120H121L120 121V126L122 127H120L121 128V131H119V132H117L116 133V131H114L115 133H112V137L114 138L115 136L114 135H117L116 137L117 138H114V140H115V143L117 144V142L119 143V144H117V146H116V148H119V146L120 147H123L122 149L121 148H119V149H121L119 152L117 151V149L115 148V146L113 145L112 146V144H111V142H109V144H110V146L108 145V136H109V134H107L108 132H107V130L108 129H106L107 127L109 128L111 125H113L114 123V125L115 126H113V127H110V128H116V126H117V123L119 122H117V121ZM190 120V121H189ZM208 120V121H209ZM216 120V119H215ZM253 120V121H252ZM104 122V123H102V122ZM177 121H179V122H177ZM187 121V122H186ZM258 121V122H257ZM58 124H57V123ZM111 124H110V123ZM117 122V123H116ZM188 122H190L192 125V129H187V128H185L184 126H186L187 124L189 125L190 123H188ZM248 122V123H247ZM257 122V123H256ZM259 122H262V125H261V123L259 124ZM53 123H55V124H53ZM63 123V122H62ZM65 123V122H64ZM77 123V124H76ZM109 123V125H107ZM184 123V124H183ZM61 125V127H59V130H60V128H61V131L63 132L64 130H63V128L66 130V132H70V133H66V134H63V136H62V140H65V143L66 144H64V141L62 142L63 144H64V146H62L63 144L62 143H59V142H61L60 140V138H61V135H62V132L61 131H59L58 130V126H55V128H56V130H55V128H54V125ZM98 124V125H97ZM118 124V125H119ZM256 124V125H255ZM59 125V126H60ZM97 125V126H96ZM100 125V126H99ZM103 125H104V127H103ZM181 125V126H180ZM247 125V126H246ZM249 125V126H248ZM252 125V126H251ZM48 126H49V128H48ZM76 126V127H75ZM131 126V127H130ZM190 126V125H189ZM212 127H214L213 125H211ZM210 126V127H211ZM257 126V127H256ZM261 128H260V127ZM97 127H100V128H97ZM133 127H134V129H133ZM180 127V128H179ZM194 127V128H193ZM263 127V128H262ZM49 130H48V129ZM75 128V129H74ZM103 129L104 128V130H105V132H107V133H105V135L103 136V132H104V130H101V132H100V129ZM165 128V129H164ZM167 128V129H166ZM176 128V129H175ZM235 128H238V127H236L235 126ZM123 129V130H122ZM185 129H187V131L188 132H190V136L188 135V137H190V139H186L188 142H186L185 140H184V137L187 135L186 133H187V131L185 130ZM215 131H214V130ZM75 130V131H74ZM88 130V132L90 133H88V132H86ZM135 130H136V132H135ZM177 130V131H176ZM179 130H180V133H179ZM247 130V132H249L248 133V135H246L247 134V132H246V134H245V131ZM52 131V134H50V132ZM130 131H132V132H130ZM134 131V132H133ZM186 131V132H185ZM195 131L198 133V136H200V142H198L199 141V137L197 138V134H195ZM205 131V132H204ZM236 131V130H235ZM47 132L49 133V135L47 134ZM60 133V134H58L57 135V133ZM93 132V133H92ZM98 132L99 133H101V134H98ZM122 132V133H121ZM125 132V133H124ZM128 132V133H127ZM184 132V133H183ZM194 132V133H193ZM204 132V133H203ZM212 132H214V133H212ZM243 132V133H242ZM252 132V133H251ZM63 133H65V131L63 132ZM77 133V134H76ZM127 133V134H126ZM132 133H134V134H136V136L134 135V137H132L131 135H132ZM181 134L180 136H179V134ZM208 133V134H207ZM251 133V134H250ZM262 133V134H261ZM54 134H56V135H54ZM68 134H69V136H68ZM80 134V135H81ZM84 134V133H83ZM91 134H93V135H91ZM95 134V135H94ZM128 134H130V135H128ZM195 134V135H194ZM207 134V135H206ZM213 134V135H212ZM231 134H232V132H231ZM248 137H246L245 135ZM64 135H65V138H64ZM72 135V137H70ZM98 135V136H97ZM139 136V138H138V136ZM185 135V136H184ZM259 135H261V136H259ZM57 136H59V137H57ZM75 136H76V138L77 139H75ZM91 136H93V137H91ZM110 136V137H111ZM131 136V137H130ZM205 136H207V137H205ZM212 136V137H211ZM214 136H215V138H214ZM228 136H230V135H228ZM55 137V138H54ZM68 137V138H67ZM111 137V138H112ZM118 137H120V138H118ZM135 137H137V140H136V138ZM194 137V138H193ZM201 137H203V138H206V139H201ZM218 137V138H217ZM225 137H226V135H225ZM242 137V138H241ZM248 139V141L245 139ZM261 137V138H260ZM263 137V138H262ZM51 140H53V141H51ZM64 138V139H63ZM73 138V139H72ZM81 138V137H80ZM88 138V139H89ZM112 138V139H113ZM182 138V139H181ZM187 138V137H186ZM241 139V140H238V139ZM244 138V139H243ZM252 138V139H251ZM258 138H260V139H262V140H260V139H258ZM5 139V140H4ZM57 139V140H56ZM60 139V140H59ZM107 139V140H106ZM121 139V140H120ZM124 139V140H123ZM195 139V140H194ZM210 139H212V140H217L218 142H215V141H212V140H209ZM4 140V141H3ZM66 140H67V142H66ZM100 142H99V141ZM118 140V141H117ZM181 140H182V142H181ZM204 140V141H203ZM243 140V141H242ZM245 140L247 141V142H245ZM2 141V142H1ZM51 141V142H50ZM92 141V142H91ZM107 141V142H106ZM111 141V140H110ZM120 141V142H119ZM124 143V145H126L127 146V148L123 145V143ZM213 143H212V142ZM235 141H238V143L237 142H235ZM240 141V142H239ZM253 141V142H252ZM94 142V143H93ZM127 144H126V143ZM206 142H208V143H206ZM215 142V143H214ZM250 142H251V144H250ZM51 143V144H50ZM131 145H130V144ZM191 143V142H190ZM204 143V144H203ZM211 143V145L213 144V147L212 146H210L209 144ZM218 145H217V144ZM236 143V144H235ZM72 144V143H71ZM130 146H129V145ZM203 144V145H202ZM216 144V146H218V147H216V146H214ZM239 144V145H238ZM242 144V145H241ZM243 144H245V146L243 145ZM247 144V145H246ZM30 145H31V147H30ZM50 145V146H49ZM73 146H71L69 149L66 147V149H68V150H70V151H67V152H74V149H77V147H75L74 148V144H72ZM95 145H97V147L95 146ZM226 145H228L227 147H226ZM235 145H237V146H235ZM249 145V146H248ZM61 146V147H60ZM129 146V147H128ZM134 146V147H133ZM181 146V147H180ZM210 146V147H209ZM253 146V147H252ZM26 147H29V148H26ZM96 147V148H95ZM125 147V148H124ZM130 147H132V148H130ZM221 148V150H220V148ZM229 147H230V149H229ZM236 147V148H235ZM239 147V148H238ZM242 148V152H241V148ZM50 148H51V150H50ZM87 148L85 149V152H86V154L87 153H89V152H87L88 150H87ZM93 148H95V149H93ZM112 148H114V149H116V151L114 150V149H112ZM145 148V149H144ZM153 148V149H152ZM201 148V147H200ZM211 148V149H210ZM216 148V149H215ZM223 148H225V149H223ZM252 148V149H251ZM26 149V150H25ZM35 149H37V150H35ZM57 151H56V150ZM59 149V150H58ZM73 149V150H72ZM108 149H109V151H108ZM118 149V150H119ZM132 149V150H131ZM139 149V150H138ZM181 149V150H180ZM214 149L216 150V151H214ZM223 149V150H222ZM226 149H228L227 151H226ZM13 150V151H12ZM31 150V151H30ZM48 150V151H47ZM61 150V151H60ZM87 150V151H86ZM124 150V151H123ZM128 152H127V151ZM145 150H147V152L145 151ZM212 150V151H211ZM219 150V151H218ZM231 150V151H230ZM258 150V149H257ZM11 151H12V153H11ZM27 151H28V153H27ZM36 151V153H33V152H35ZM48 153H47V152ZM82 151V150H81ZM115 151V152H114ZM150 151V152H149ZM153 151V152H152ZM154 151H156V153L154 152ZM237 151H239V152H237ZM246 151H247V149H246ZM51 152V153H50ZM53 152V153H52ZM56 152L59 154H57L56 155ZM71 153L70 154V156H72V154H74V153ZM82 152H84V151H82ZM109 152V153H108ZM112 152V153H111ZM124 152H126V153H124ZM152 152V153H151ZM177 152V153H176ZM214 152V153H213ZM215 152H217V153H215ZM222 152V153H221ZM224 152H227L226 154L224 153ZM230 152V153H229ZM232 152H233V154H232ZM237 152V153H236ZM16 153H18L17 155H16ZM26 153V154H25ZM31 153V154H30ZM62 153V154H61ZM128 153V154H127ZM143 153V154H142ZM149 153L152 155V156H154L153 158H152V156L150 157V155H149ZM160 153V154H159ZM175 153L177 154V156L175 155ZM239 153V154H238ZM247 153V152H246ZM256 153V154H255ZM25 154V155H24ZM32 158L31 159V161L29 160V159H27L28 157H26V156H28V155ZM99 154V153H98ZM109 154V155H108ZM127 154V155H126ZM137 154V155H136ZM139 154V155H138ZM172 154H174V156L172 155ZM210 154V153H209ZM209 154H207V156L209 155ZM215 155V157H213L214 155ZM219 154H220V156H219ZM226 155L225 156V159H223L224 157V155ZM229 154V155H228ZM231 154V155H230ZM43 155V156H42ZM50 155V156H49ZM61 155H63V156H61ZM89 155V154H88ZM92 155V154H91ZM149 155V156H148ZM158 155V156H157ZM159 155H161V156H159ZM237 155V156H236ZM239 155V156H238ZM243 155V156H242ZM9 156V157H8ZM53 156H54V160H53ZM56 156V157H55ZM93 156V155H92ZM114 156H116V155H114ZM120 156V157H119ZM128 156V157H127ZM206 156V157H207ZM210 156V155H209ZM219 158H218V157ZM222 156V157H221ZM241 156V157H240ZM24 157V158H23ZM29 157V158H30ZM45 157V158H44ZM64 158V162H63V158ZM119 157V158H118ZM136 157H137V159H139V160H137L136 159ZM141 157V158H140ZM146 157V158H145ZM159 157H161V158H159ZM205 157V159H208L209 157H207L206 158ZM237 157H238V159H237ZM240 157V158H239ZM37 158V159H36ZM38 158L40 159V160H38ZM44 158V159H43ZM46 158H47V160H46ZM59 158V159H58ZM72 159H73V157H71ZM113 158H116V157H113ZM123 158H124V161H123ZM129 158V159H128ZM134 158V159H133ZM151 158V160H149ZM163 158V159H162ZM174 158V159H173ZM222 158V159H221ZM242 158V159H241ZM243 158H244V160H243ZM263 158H264V156H263ZM9 159V160H8ZM13 159V158H12ZM27 159V160H26ZM93 159V160H92ZM140 159H142V161L140 160ZM159 159H161L162 160V162L160 161H158ZM215 159H216V161H215ZM21 160H22V162H21ZM34 160V161H33ZM53 160V161H52ZM101 160H103L101 163L102 164H100L99 162L101 161ZM134 160H136V161H139V163H138V165H137V162H135ZM148 160V161H147ZM176 160V161H175ZM210 160V159H209ZM210 160V161H211ZM221 160V161H220ZM224 160V161H223ZM233 160V159H232ZM6 161V162H5ZM24 161V162H23ZM27 161H29V162H27ZM95 162L96 163V165H94V164H92V162ZM97 161H98V163H97ZM141 161V162H140ZM152 161V162H151ZM174 161V162H173ZM178 161H179V163H178ZM197 161V162H196ZM223 161V162H222ZM225 161H227L226 162V164L224 163ZM41 162V163H40ZM53 162H55L54 164H53ZM58 162V163H57ZM103 162H105V164L106 165H103ZM116 162H118V163H120L119 161H116ZM146 162V163H145ZM155 162H157V163H159L158 165L155 163ZM164 162V163H163ZM167 162V163H166ZM203 162H204V164H203ZM218 162H217V164H218ZM8 163V164H7ZM27 163V164H26ZM43 163V164H42ZM60 163V164H59ZM63 163V164H62ZM89 163H90V165H89ZM128 163V164H129ZM151 163H153V164H156V166L155 165H153V164H151ZM162 163V164H161ZM166 163V166H164V164ZM198 165H196V164ZM5 164H6V166L7 167H4L5 166ZM31 164V165H30ZM45 164H47V165H45ZM88 164V165H87ZM91 164H92V167H91ZM135 164V165H134ZM140 164V165H139ZM145 164H146V166H145ZM183 164V165H182ZM189 166H188V165ZM9 165V166H8ZM20 165H22V166H20ZM30 165V166H29ZM33 165V166H32ZM34 165H35V167H34ZM49 165V166H48ZM54 167H53V166ZM93 165L94 166H96L95 168L93 167ZM144 165V166H143ZM163 165V166H162ZM168 165V166H167ZM182 165V166H181ZM38 166H39V169H40V171H39V169H38ZM58 166V167H57ZM65 166V165H64ZM63 166V167H64ZM84 166V167H83ZM88 166V167H87ZM91 168H90V167ZM103 166H105V168H103ZM107 166V167H106ZM138 166H141V169L142 168H144L142 171H143V173H145L144 174V177L142 176L143 175V173H142V171L140 170V168L138 167ZM152 166V167H151ZM162 166V167H161ZM176 166V167H175ZM186 166H188V167H186ZM226 166V167H225ZM29 168L28 169V171H27V169L25 170L24 168ZM37 167V168H36ZM44 167V168H43ZM62 167V168H63ZM134 167V168H135ZM157 167H160V168H157ZM180 167V168H179ZM227 168V169H225V168ZM22 168V169H21ZM79 168V173L78 172H76V173H78V174H76V176L78 175V176H80L81 177V179H82V176L80 175V174H83L82 173V170H80V168L81 167H78ZM97 168H98V170H97ZM139 168V169H138ZM166 170H165V169ZM168 168V169H167ZM169 168H170V170H169ZM173 168V169H172ZM201 168V167H200ZM224 168V169H223ZM5 169H6V171H5ZM19 169H21V170H19ZM34 169H36V170H34ZM45 169V170H44ZM85 169V170H86ZM90 169V170H89ZM94 169V170H93ZM96 169V170H95ZM161 169V170H160ZM176 169H181L182 170V172H184V170H186V169H189V170H193L192 172L190 171V173H189V171H185V173H184V178H183V181H181L180 180V182H182L183 183V185H181V183L179 182V180L177 179V175H176ZM196 169H197V171H198V173H196ZM30 170V171H29ZM31 170H33V171H31ZM43 170H44V172H43ZM50 170V171H49ZM78 170V169H77ZM95 171L96 173L94 174V172H90V171ZM108 170V171H109ZM122 170H124L125 171V169H122ZM173 170H175V171H173ZM177 170V171H178ZM181 170H179V171H181ZM227 170H228V172H227ZM20 171H21V174L19 175V173H20ZM36 171V172H35ZM134 171L136 172V173H134ZM138 171V172H137ZM140 171V172H139ZM8 172V171H7ZM27 172V173H26ZM32 172H35L34 174L32 173ZM42 172V173H41ZM46 172V173H45ZM85 172V171H84ZM123 172V171H122ZM23 173V174H22ZM27 175H26V174ZM45 173V174H44ZM141 173V174H140ZM168 173H170V174H168ZM172 173H174V175L172 174ZM190 174L191 176L192 175H194V176H192L191 178H190V176L189 175H187V174ZM192 173V174H191ZM193 173H195V174H193ZM218 173H219V171H218ZM0 174V175H1ZM7 174V173H6ZM26 175V177H29V178H26L25 177V175ZM38 174V175H37ZM41 174V176H39ZM86 174H87V170H86ZM85 173H84V175H86ZM134 174H137L136 175V177L134 176V178H138V179H135L134 180V178H133V182H134V184L132 183L131 184V179H132V177H133V175ZM223 174V175H222ZM29 175V176H28ZM43 175V176H42ZM50 175V177H46V176H49ZM153 175V174H152ZM168 175V176H167ZM5 177H7L8 178V174H7V176L6 175H4ZM21 176V177H20ZM146 176V177H145ZM163 176V177H162ZM165 176V177H164ZM188 176V177H187ZM2 177V176H1ZM20 178V182H19V178ZM22 177H24L23 179H22ZM35 177V178H34ZM86 177V176H85ZM85 177H83V178H85ZM116 177V179H114ZM169 177V178H168ZM26 178V179H25ZM39 178V179H38ZM51 178V179H50ZM140 178H141V180H140ZM172 178H176L175 180L174 179H172ZM189 178V179H188ZM22 179V180H21ZM112 179H110V181L112 180ZM118 179V180H117ZM191 179H192V181L194 180L195 181V183H194V181L193 182H191ZM196 179H199V181L197 180V182H199V183H196ZM201 179V180H200ZM55 180V181H54ZM58 180V181H57ZM118 182H117V181ZM123 180V181H122ZM173 180V181H172ZM178 180V181H177ZM186 180V181H185ZM189 180V181H188ZM207 180V179H206ZM7 181L9 182V183H7ZM38 181V182H37ZM50 181V182H49ZM61 181V182H60ZM164 181V182H163ZM167 181V182H166ZM171 181V182H170ZM177 181V182H176ZM34 182V183H33ZM54 182V183H53ZM123 182V183H122ZM166 182V183H165ZM169 182V183H168ZM188 182H190V183H187ZM11 183V184H10ZM28 183V184H27ZM62 183V184H61ZM89 183H91L92 184V182L91 181H87L86 182V186L88 187L89 185V187L91 188L92 187V185L91 184H89ZM117 183V184H116ZM119 183V184H118ZM159 183V184H158ZM160 183L162 184L163 183V185H160ZM180 183V184H179ZM184 183H185V185H186V187H187V193H186V188H185V186H184ZM13 184V186H11ZM27 184V185H26ZM40 184V185H39ZM45 184V185H44ZM61 184V185H60ZM71 184V183H70ZM123 184V185H122ZM126 184V185H125ZM130 184V185H129ZM136 184V185H135ZM138 184V185H137ZM169 184H171V186L169 185ZM195 184H197L196 186H195ZM24 185V186H23ZM31 185H33V186H31ZM36 185V186H35ZM65 185V186H64ZM165 185V186H164ZM46 188H45V187ZM61 186V187H60ZM70 186V185H69ZM128 186H130V187H128ZM180 186V187H179ZM184 186V189L182 188ZM193 186H194V188H193ZM200 186V187H199ZM202 186V187H201ZM17 187V188H16ZM26 189H24V188ZM52 189H51V188ZM89 187H88V189H89ZM122 187V188H121ZM137 187H135V188H137ZM162 187V188H161ZM173 187V188H172ZM190 187H192V188H190ZM204 187V188H203ZM28 188V189H27ZM40 188V189H39ZM49 188V189H48ZM117 188V189H116ZM125 188V189H124ZM134 188V189H135ZM167 188H168V190L169 191H166L167 190ZM178 188V189H177ZM190 188V189H189ZM200 188H202V189H200ZM17 189H19V190H17ZM22 191H21V190ZM57 189V190H56ZM94 189H95V187H94ZM110 189V190H111ZM121 189H124L123 191H124V193L122 192V190ZM133 189V190H134ZM160 189H162V190H160ZM165 189V190H164ZM182 189V190H181ZM17 190V191H16ZM29 190H31V191H29ZM65 190V191H64ZM114 190V191H113ZM177 190V191H176ZM189 190H191V191H189ZM201 190V191H200ZM205 190V191H204ZM19 191V192H18ZM24 191H26V192H24ZM159 191V192H158ZM161 191V192H160ZM171 191H172V193H171ZM179 191V192H178ZM184 191V192H183ZM197 191H198V193H197ZM23 192H24V194H23ZM33 192V193H32ZM65 192V193H64ZM68 193V195H67V193ZM69 192H70V194H69ZM121 192V193H120ZM169 192V193H168ZM183 192V193H182ZM202 192V193H201ZM209 194H208V193ZM17 193V195H18V198H16L17 197V195H15ZM22 193V194H21ZM29 193H30V195H29ZM101 193H102V195H105L106 196V198H105V196H102L101 195ZM145 193V192H144ZM144 193H143V195H144ZM161 193V195L159 196V194ZM171 193V194H170ZM178 193H179V195H178ZM185 193H186V196H185ZM207 193V194H206ZM27 196H26V195ZM54 194H56V195H54ZM63 196H62V195ZM107 194H108V191H107ZM113 194V193H112ZM121 194V195H120ZM125 194V195H124ZM168 194V195H167ZM188 194V195H187ZM202 194V195H201ZM22 195H24L23 197L25 198V199H22V200H20V198H21V196ZM129 197H128V196ZM132 195V196H131ZM142 195V198L144 199H147L146 198V196H143ZM145 195H146V193H145ZM172 195V196H171ZM206 195L208 196V197H206ZM210 195V196H209ZM20 196V197H19ZM26 196V197H25ZM56 197L55 199H54V197ZM75 198V199H77V200H73V198ZM103 197V199L101 198V197ZM109 196V197H110ZM147 196H149L148 197V201L149 200H151L152 201V197H151V194L149 193V195H147ZM158 196V197H157ZM161 196H162V198H161ZM166 198H165V197ZM172 197V200H173V202H172V200H171V197ZM189 196V197H188ZM196 196V197H195ZM198 196V197H197ZM5 197V198H4ZM65 197H67V199L64 201V199L63 198H65ZM90 197V198H89ZM132 197H134V198H132ZM168 197V198H167ZM179 197V198H178ZM183 197H185V198H183ZM190 197H191V199H193V200H191L190 199ZM194 197H195V199H194ZM11 200H10V199ZM53 198V199H52ZM69 198V199H68ZM132 198V199H131ZM164 199V200H161V199ZM204 198V199H203ZM16 199L17 200H19V202H17L16 201ZM28 199H30V201L28 200ZM50 199V200H49ZM52 199V200H51ZM84 199V200H83ZM94 201H93V200ZM96 199V200H95ZM110 199H112V198H110ZM117 199H118V201H117ZM145 199H144V201H145ZM165 199H167V200H171V201H167V200H165ZM206 199V200H205ZM13 200H15V201H13ZM53 200H55V201H53ZM56 200H58V201H56ZM61 200H63L62 202H61ZM71 200H72V202H71ZM90 200H92V202H89ZM158 200H159V202H158ZM175 200V201H174ZM182 200V201H181ZM187 200H189L188 202H187ZM191 200V201H190ZM7 201V202H6ZM13 201V203H11ZM70 201V202H69ZM74 201H76L78 204H73V207H70V208H76L75 207V205H77L80 209L79 210H77L78 209V207H77V209H75L73 212L72 211H69L68 209H67V207L69 208V206H67L66 204H68L69 205V203H74ZM106 201H108V200H106ZM128 201V202H127ZM147 201V200H146ZM161 201V202H160ZM164 201V202H163ZM181 201V202H180ZM184 201H185V203H184ZM204 201H206V202H204ZM209 201V202H208ZM17 202V203H16ZM22 202V203H21ZM27 202V203H26ZM30 202V203H29ZM61 203V205H60V203ZM65 202V203H64ZM69 202V203H68ZM75 202V203H76ZM96 202V203H95ZM123 202H124V204H123ZM183 202V203H182ZM192 202V203H191ZM200 202V203H199ZM16 203V204H15ZM20 203V204H19ZM52 203V204H51ZM56 203V204H55ZM79 203H80V205H79ZM146 203V202H145ZM167 203H168V206H167ZM179 203H181V204H179ZM196 203V204H195ZM208 203L210 204V205H208ZM11 204H14V205H11ZM21 204H24V205H21ZM58 204V205H57ZM62 204H65L66 205V207L65 206H63ZM70 204V205H71ZM92 204H93V206H92ZM96 204V205H95ZM135 204V203H134ZM177 206H179V205H182V206H179V207H176V205ZM187 204V205H186ZM189 204V205H188ZM4 205H6L7 207H5ZM10 205V206H9ZM17 205H18V208H17ZM36 205V206H35ZM42 205V206H41ZM51 205H52V207H51ZM193 205V206H192ZM13 206V207H12ZM23 206L25 207V208H23ZM58 206V208L60 209L59 211H58V208H56V207ZM72 206V205H71ZM113 206H116V205H113ZM133 206V205H132ZM186 206H187V208L190 210V212L188 211L187 212V210H185V209H187L186 208ZM189 206V207H188ZM192 206V207H191ZM196 206V207H195ZM203 206V207H202ZM209 206V207H208ZM213 206V207H212ZM231 206V207H230ZM9 207L10 208H13V209H9ZM38 209H36V208ZM41 207V208H40ZM46 207V208H45ZM96 207V208H95ZM119 207V206H118ZM134 207V206H133ZM136 207V206H135ZM169 207H170V210H169ZM180 207H181V209H180ZM190 207H191V209H190ZM198 207H202L201 209L200 208H198ZM211 207V208H210ZM218 207V208H217ZM16 208V209H15ZM24 209V211H23V209ZM55 208V209H54ZM91 208V209H90ZM93 208V209H92ZM103 208H105V209H103ZM119 208V209H120ZM126 208V210H127V207H125ZM173 208V210L171 211V209ZM204 208H206V209H204ZM227 208V209H226ZM8 209V210H7ZM15 209V210H14ZM22 209V210H21ZM31 209V210H30ZM35 209V210H34ZM41 209V210H40ZM43 209V210H42ZM50 209V210H49ZM63 209V210H62ZM82 209V210H81ZM97 209V210H96ZM195 209V210H194ZM196 209H198L197 211H196ZM202 209H204V212L202 211ZM230 209V210H229ZM9 210H11V212L9 211ZM26 210V211H25ZM40 210V211H39ZM45 210V211H44ZM87 210V211H86ZM100 210V211H99ZM116 210H118V209H116ZM181 212H180V211ZM229 210V211H228ZM233 212H232V211ZM8 211V212H7ZM30 213H29V212ZM35 211H37V212H35ZM39 211V212H38ZM80 211H82V212H80ZM91 211V212H90ZM104 211V212H103ZM199 211V212H198ZM247 211L248 210H245V211H243L244 213H247ZM4 212H5V214H4ZM7 212V213H6ZM23 212V213H22ZM24 212H25V214L27 213V215H25L24 214ZM40 212H41V214H40ZM46 212V213H45ZM66 212V213H65ZM93 212H95V214H97V215H95ZM103 212V213H102ZM124 212H125V215H124ZM231 212V213H230ZM29 213V214H28ZM42 213H45V214H42ZM77 213H78V215H77ZM106 213V214H105ZM127 213V214H126ZM178 213L180 214V216L178 215ZM181 213H182V218H181ZM187 215H186V214ZM190 213V214H189ZM47 214H49V215H47ZM67 214V215H66ZM69 214V215H68ZM83 214V215H82ZM95 216H94V215ZM114 214V215H113ZM191 214H193V216L191 215ZM201 214V215H200ZM234 214H235V216H234ZM41 215L43 216V217H41ZM53 215V216H52ZM92 216V218H91V216ZM122 215H123V217H122ZM176 216V220H175V216ZM190 215V216H189ZM197 215V216H196ZM230 215V216H229ZM239 215V214H238ZM25 216V217H24ZM35 216V217H34ZM49 216H50V218H49ZM82 216V217H81ZM178 216V217H177ZM192 216V217H191ZM195 216H196V218H195ZM28 217V218H27ZM45 217V218H44ZM46 217H48V218H46ZM56 217H58V218H56ZM113 217H115V218H113ZM120 217H122V219L120 218ZM172 217V218H171ZM181 218V220L183 221H181L180 220V218ZM187 218V220H186V218ZM234 217V218H233ZM24 218V219H23ZM32 218H33V220H32ZM75 218V219H76ZM91 218V219H90ZM112 218V219H111ZM8 219V220H7ZM26 219V220H25ZM31 221H30V220ZM46 219V220H45ZM54 219V220H53ZM56 219V220H55ZM84 219H85V221H84ZM124 219L126 220V221H124ZM139 219V220H138ZM157 219H158V221H157ZM175 220V221H173V220ZM184 219V220H183ZM233 219V220H232ZM25 220V221H24ZM36 220H37V222H36ZM41 220V221H40ZM68 220V219H67ZM88 220V221H87ZM97 220V219H96ZM111 220H114V221H111ZM143 220V219H142ZM152 220H154V221H152ZM168 220V221H167ZM232 220V221H231ZM7 221V222H6ZM28 221H30V222H28ZM44 221V222H43ZM82 221H83V223H82ZM124 221V222H123ZM138 221V222H137ZM167 224V225H165V223ZM229 221H230V223H229ZM8 224H6V223ZM24 222V223H23ZM27 222V223H26ZM36 222V223H35ZM117 222H118V224L122 227V228H119L120 226L117 224ZM127 222V223H126ZM180 222H182V223H180ZM191 222H192V225H191ZM196 222H198V223H196ZM223 222V223H222ZM11 223V224H10ZM20 223V224H19ZM29 223V224H28ZM45 223H46V225H45ZM49 223H51L50 225H48ZM58 223V222H57ZM60 223V222H59ZM123 223V224H122ZM140 223V225H138V224ZM145 225H144V224ZM157 223H161V224H157ZM186 223V224H185ZM188 223H190L189 225H190V227H189V225H188ZM196 223V224H195ZM34 224V225H33ZM42 224H44V226L42 225ZM126 224V225H125ZM154 224V225H153ZM155 224H157L158 225V227H157V225H155ZM164 224V225H163ZM170 226H169V225ZM172 224H173V226H172ZM174 224H176V226H178V224H179V226H178V228L174 225ZM183 224V225H182ZM200 224V225H199ZM16 225V226H15ZM21 225V226H20ZM24 225V226H23ZM39 225V226H38ZM102 225H104L103 223H102ZM129 225H130V227H129ZM137 225V226H136ZM143 225H144V227H143ZM151 225L153 226V228H151ZM162 225H163V227H162ZM230 225V226H229ZM7 226H8V228H7ZM13 228H12V227ZM30 226L32 227V228H30ZM36 226H38L37 228H36ZM50 226V227H49ZM117 226H119V227H117ZM126 226H128V227H126ZM135 226H136V228H135ZM167 226H168V228H167ZM201 226V227H200ZM211 226H213V227H211ZM227 226V227H226ZM18 227H23V228H18ZM28 229H27V228ZM40 227V228H39ZM48 229H47V228ZM139 227V228H138ZM141 227V228H140ZM148 227V228H147ZM171 227V228H170ZM181 227V228H180ZM184 227H185V229H184ZM188 227V228H187ZM194 227V228H193ZM204 227H208V230L206 229V228H204ZM6 228V229H5ZM18 228V229H17ZM30 228V229H29ZM36 228V229H35ZM42 228V229H41ZM131 228V229H130ZM161 228V229H160ZM167 228V229H166ZM190 228H191V230H190ZM193 228V229H192ZM214 228V231L212 230ZM12 229H14V230H12ZM20 229V230H19ZM33 231H32V230ZM51 229V230H50ZM78 229V228H77ZM76 229V227H75V230H77ZM125 229V230H124ZM128 229V231H126ZM130 229V230H129ZM135 229V230H134ZM137 229H139V231L137 230ZM142 229V230H141ZM171 229V230H170ZM177 229V230H176ZM180 229V230H179ZM202 229H203V231H212V232H215L216 231V233L218 232H220L221 233V235H219L220 236V238H219V236H218V238L216 237V236H213V237H211V238H205V236H203V237H197V235H199V233L200 232H202ZM9 230V231H8ZM11 230L12 231H14V232H16L15 234H17L19 231V233H24L25 234V236L24 235H22V239L23 240H25L26 238H27V240H25V241H23L21 238V240H19V241H12L11 239H12V237H11V239H10V237L8 238L7 236H9V234H10V232H11ZM28 232H27V231ZM30 230V231H29ZM39 230H40V232H39ZM46 230V231H45ZM49 230V231H48ZM81 230V229H80ZM104 230H106V228H104ZM134 230V231H133ZM161 230L163 231V232H161ZM185 230V231H184ZM193 230V231H192ZM201 230V231H200ZM218 230V231H217ZM220 230V231H219ZM227 230V231H226ZM8 231V232H7ZM18 231V232H17ZM21 231H23V232H21ZM43 231V232H42ZM82 231H84V229H82L81 230V232ZM114 231H115V235H114ZM165 231V232H166ZM171 231H172V233H171ZM177 231V232H176ZM181 231H183V232H180ZM187 231V232H186ZM191 231H192V233H191ZM194 231L196 232V234L194 235ZM200 231V232H199ZM14 232L12 233L11 232V236H13V234H14ZM36 232V233H35ZM39 232V233H38ZM45 232H47V234H49L48 236H47V234L45 233ZM79 232V231H78ZM109 232H111V234H109ZM121 232V233H120ZM122 232H124V233H122ZM130 232H132V234L130 233ZM136 232V233H135ZM138 232V233H137ZM189 232H190V234H189ZM18 233V234H19ZM28 233V234H27ZM29 233H30V235H29ZM32 233V234H31ZM43 233V234H42ZM126 233H128V235L126 234ZM129 233H130V235H129ZM133 233L135 234V235H133ZM171 233V234H170ZM225 233V234H226ZM34 234V235H33ZM35 234H36V238L38 239H41V240H39L38 239V242L40 243V241H41V243H42V245H41V243L40 244H38L39 246L41 245V246H44V247H39L38 245H37V240L34 238V241L36 242V243H33L34 241H33V238H31V237H34L35 236ZM40 234V235H39ZM42 234V235H41ZM120 234V235H119ZM142 234V233H141ZM165 234L163 235V236H165ZM188 234H189V236H188ZM224 234V235H225ZM5 235H7L6 237H5ZM20 235V234H19ZM28 235V236H27ZM32 235V236H31ZM39 235V236H38ZM80 235H81V233H80ZM99 235V236H98ZM102 235H104V236H102ZM116 235H117V237H116ZM133 235V236H132ZM181 235H180V239H182V237H181ZM24 236V237H23ZM30 236V237H29ZM38 236V237H37ZM41 236H42V238H41ZM49 236H50V238H49ZM102 236V237H101ZM119 236V237H118ZM123 238H122V237ZM130 236V237H129ZM134 236H136L135 238H134ZM194 236H196V237H194ZM227 236V235H226ZM226 236H224L225 238H226ZM26 237V238H25ZM43 237H44V239H43ZM48 237V238H47ZM57 237H59V236H57ZM129 238L128 240H127V238ZM166 237V236H165ZM165 237H163L164 239H165ZM193 237V238H192ZM214 237H216L217 239H216V241L217 242H215L214 240H215V238ZM224 237H223V239H224ZM8 238V239H7ZM31 238V239H30ZM65 238V237H64ZM71 238V237H70ZM99 238V239H98ZM115 238H117V239H115ZM132 238V239H131ZM157 238V240H161V238H162V236L160 235L159 236V239H158V237H156ZM177 238V239H178ZM198 238H200V239H198ZM8 241V243H7V241ZM43 239V240H42ZM104 239V240H103ZM132 241H131V240ZM133 239H135V241L133 240ZM164 239H162V240H164ZM179 239V240H180ZM202 239V240H201ZM204 239V240H203ZM228 239L230 240L231 238H229L228 237ZM10 240L12 241V242H10ZM31 240V241H30ZM47 240V241H46ZM68 240V241H67ZM119 240V241H118ZM127 240V241H126ZM193 240H197V241H195V243L193 242ZM226 240V239H225ZM29 241V242H28ZM33 241V242H32ZM79 241V240H78ZM77 241V242H78ZM131 241V242H130ZM135 243H134V242ZM165 241V240H164ZM178 241V240H177ZM205 241V242H204ZM14 242V243H13ZM19 242V243H18ZM27 245V247H26V245L24 244V243ZM27 242V243H26ZM33 243V246L34 245H37L38 247H39V249L37 248V246H35L36 247V249L37 250H35V247H30L31 249H32V251L34 250V255L37 257V256H39V257H35L31 252L32 251H29L28 252V247L29 246H31L30 244L31 243ZM49 242V243H48ZM68 242V243H67ZM80 242V241H79ZM78 242V243H79ZM113 242V243H112ZM118 242V243H117ZM121 242H124V243H121ZM128 242V243H127ZM11 243L12 244H14V245H11ZM45 243V244H44ZM48 243V244H47ZM91 243V242H90ZM115 243V244H114ZM126 243V244H125ZM211 243V244H210ZM22 244H24V245H22ZM44 244V245H43ZM119 244V245H118ZM208 244V245H207ZM232 244H233V242H232ZM231 244V245H232ZM7 245H10L11 247H8ZM15 245H19L18 247L17 246H15ZM21 245V246H20ZM29 245V246H28ZM48 247L47 249L49 250V247H51V249H52V247H53V249L51 250V251H48V252H50V253H48L46 250V246ZM57 245H56V248H57ZM61 245V246H60ZM68 245V246H67ZM116 245V246H115ZM122 245V246H121ZM123 245H125V246H123ZM138 245V244H137ZM201 245V246H200ZM100 246V247H99ZM98 246V248H97V250L99 251L100 250V248H101V245H99ZM103 246V245H102ZM107 246V247H108ZM121 246V247H120ZM127 246V247H126ZM162 246V245H161ZM183 246H185V245H183ZM187 246V245H186ZM185 246V247H186ZM206 246V247H205ZM214 246V245H213ZM234 248H235V246H234V244L232 245ZM17 247V248H16ZM24 247V248H23ZM63 247V248H62ZM69 247H70V249H69ZM84 247V246H83ZM92 247V246H91ZM106 247V246H105ZM118 249H117V248ZM154 247H156V245H154L153 246V248ZM158 247L159 246H157L156 248L158 249ZM185 247H183V248H185ZM232 247V248H233ZM20 248V249H19ZM21 248H23V250L21 249ZM34 248V249H33ZM42 248H44V249H42ZM111 248V249H110ZM153 248H149V250H148V253L147 252H145L146 253V255L147 256H145V255H143V257L141 256H139V257H137L138 256V253H139V251L138 252H135V257L133 258V260H135L134 261V264H143V262H144V264H145V262H148V261H150L149 263H151V264H157L156 263V258L158 257H156L155 259H154V257H152L151 258V256L150 255H152L154 252H155V250H157L156 248L154 249V251L153 250H151L150 251V249H153ZM12 249V250H11ZM14 249H16V250H14ZM18 249V250H17ZM31 249H29V250H31ZM46 249V250H45ZM91 249H94V248H91ZM109 249L114 253H112L111 251H109ZM115 249H117L116 251H115ZM133 249V250H132ZM200 249H201V253H200ZM3 250V251H2ZM22 250V251H21ZM27 250V251H26ZM55 250V251H54ZM61 252H60V251ZM97 250H95L96 252H98ZM141 250V249H140ZM147 250V249H146ZM160 250V252L161 251H163V250H161L160 248L157 250V252ZM18 251V252H17ZM39 251V252H38ZM42 251V252H41ZM58 253H57V252ZM116 252V254H115V252ZM183 251H184V249H182L181 250V256H184V254H183ZM22 252V253H21ZM27 252V253H26ZM47 252V253H46ZM156 252V254H158V253H160V252H158L157 253ZM169 252V251H168ZM172 252H173V254H175L174 253V250L172 251V250H170V252L169 253H171V256L169 255V256H167L169 253H165L166 254V256L167 257H169V258H172V257H174V255L172 254ZM18 253H20V254H18ZM24 253V254H23ZM31 253V254H30ZM43 255V256H41V254ZM46 253V254H45ZM52 253H53V255H52ZM100 253V254H99ZM105 253V252H104ZM103 252H102V248H101V251H99L98 253H97V256L99 255H101L102 256V254H104ZM2 254V255H1ZM4 254V255H3ZM22 254V255H21ZM40 254V255H39ZM64 254V255H65ZM72 254H74V255H72ZM112 254V255H111ZM156 254H155V256H156ZM161 255H160V257H161V260H163V262H167L168 260H169V258L168 259H166V260H164L165 258H167V257H164V259H163V257L162 256H165V254H164V252H163V254L164 255H162V252L160 253ZM199 254V255H198ZM200 254H201V256H200ZM33 255V256H32ZM159 255V254H158ZM173 255V256H172ZM30 256V257H29ZM69 256V257H70ZM112 256H113V258H112ZM144 256H145V258H144ZM153 256V255H152ZM186 256V255H185ZM200 256V257H199ZM205 256H206V254H205ZM149 257V258H148ZM160 257L158 258L159 260H160ZM3 258V257H2ZM22 258V259H21ZM31 258V259H30ZM38 258H40V260L38 259ZM136 258H137V260H136ZM139 258V259H138ZM148 258V259H147ZM202 258V259H201ZM5 258H3V261L6 263V261L7 260H9V259H5ZM29 259V260H28ZM33 259V260H32ZM37 259V260H36ZM195 259V260H194ZM16 260V261H15ZM31 260V261H30ZM45 260V261H44ZM116 260L114 259V261H111V263L113 262V263H116ZM143 260H145V261H143ZM147 260V261H146ZM157 261V262H161V261ZM194 260V261H193ZM197 260V261H196ZM199 260V261H198ZM2 261V260H1ZM1 261H0V264H1ZM18 261V262H17ZM43 261V262H42ZM109 261V260H108ZM153 261H155V262H153ZM4 262H2V263H4ZM8 262V261H7ZM15 262V263H14ZM22 262H21V264H22ZM29 262H31V263H29ZM40 262V263H39ZM49 262V261H48ZM153 262V263H152ZM163 262H161L160 264H162ZM202 262H204V261H202ZM9 263V262H8ZM8 263H6V264H8ZM9 263V264H10ZM61 263H62V261H61ZM158 263V264H159ZM165 263H163V264H165ZM169 263V262H168ZM253 264H256L257 263V261L255 260V261H253L252 262ZM116 264H118V262L116 263ZM147 264V263H146ZM201 264V263H200Z\"/></svg>",
    "mask_w": 264,
    "mask_h": 264
},
{
    "label": "bare ground",
    "instance_id": "6f19581e",
    "mask_svg": "<svg viewBox=\"0 0 264 264\" xmlns=\"http://www.w3.org/2000/svg\"><path fill=\"white\" fill-rule=\"evenodd\" d=\"M2 1V0H1ZM9 1H13L11 4L9 3ZM19 1V2H18ZM20 1L21 0H3L2 1V5L4 4V2H5V4H7V2L9 3V5H5L6 7V9L5 10H9V14H8V16L10 15V13H13V12H11V10L10 9H12L11 8V6L13 5V3L15 2H18V3H20ZM23 1V0H22ZM21 1V4H20V6L21 7H23V6H25V7H27V8H25V7H23L22 9H20L19 11H21L22 10V12L24 11V8H25V11L24 12H26V9L28 10V7H29V9H30V7H32L31 5V3H33L34 4V2L35 1H37V2H35V5H36V3L38 4L39 2H38V0H30V3L29 4H26L27 3V1L28 0H24L23 2ZM33 1V2H32ZM112 1H114V0H91L88 4L90 5V6H86L85 8H84V11H82V13L80 14V17H81V15H82V17L80 18V19H78L77 20V17H76V23H74V21H75V17H74V14L72 15V13L70 14V15H72V19H70V15L68 16V15H66V16H68V18H63V17H66V16H62V14H60L61 16H62V18L63 19H66V22H67V24H68V26H69V28H70V31H71V33L69 32V31H67V28H63V26L65 25V23L66 22H64L63 21V19L61 18V16H58V17H60L61 18V22L63 23L62 24V28L61 27H59V28H61L62 29V31H60L59 29V33L62 35V34H64V35H62L63 37H65L66 35H67V32L69 33L68 35L69 36H72L71 38L72 39H70L68 36V38L70 39V40H68V38L66 37L65 39L66 40H60L59 39V37H58V32H56V27H55V30H54V27L52 28V30H50L51 29V27L52 26H50V29H49V31H48V27H47V30H45L44 32H45V34H47L48 32V35H46L45 36V34H44V37L43 38H47V37H50L51 38V36H52V38L54 39H50V38H47L48 40H50V41H48V40H45L46 42H49V43H46L45 41H44V39H42V41H43V43L42 42H40V41H38L39 43H41V45H40V47L42 48V45H43V47H45L44 48V51H45V49H46V51H47V49H49L48 48V46L52 43L51 42V40L53 41V42H55V44H54V46H55V49H56V44H58L59 46H58V48H57V50H60L61 52H63L64 54V56H66L67 58H66V60L65 61H67V63L65 62V63H63V61H57L56 63H57V66H55V61H54V63H53V65L51 66V65H49L50 67H51V69H52V71H55V73L56 72H58L61 76H62V73H64V74H66L67 75V73L69 72V74H70V72H71V75H73V73H77V75H78V73H79V76H78V78L80 77V79H79V81L81 82H83L84 84H85V86H83V88H81V91H82V89H86V87H88L89 86V83H90V80H89V68H90V70L93 72V70H94V66H96L95 64H94V66L92 65V67H93V69H92V67H89L88 68V66H89V62L88 61H86L85 60V62H87V69H86V67L84 66V64H83V66H82V61L81 60H83V58H85V57H89L90 56V59H91V51H92V54H93V52H95L94 53V56L92 57L93 59H94V61L95 62H97V61H99V62H97L98 64H100L99 66L101 67V56H100V52H99V50L101 49H99L98 48V46H99V43H98V41H97V39H95L96 38V36H98V35H96V29H99L98 27H96L94 24H93V22L91 21V19L92 18H90L91 16H97V17H99V21L101 20V17L103 16V17H105V18H103L104 20H105V22L104 23H107V22H110V21H107V18L108 17H110V14H111V8H112V4L111 3H113ZM139 2H143V4L144 3H147L146 5H148L149 4V8H148V10H149V12L147 11V13H151L152 12V14L154 13V15H155V17H156V19L155 20H157L156 21V23L158 24L157 26V28L156 29H154L153 30V32H155V34H157L158 36H157V38L158 39H161V40H164V39H162V37L164 38L165 37V40H164V44L162 45V41H160L159 40V44H160V42H162L161 43V45H162V47L160 48V46H158L159 47V49L158 50H156L157 52H159L158 54H157V52L155 53V56H157V58L156 57H154L153 55L151 56V61L153 60V58L152 57H154L155 59H154V61L156 60V62H160V60H161V57H162V54H164L165 53V55H166V53L168 54V52H170V54H171V52L172 51H175V50H177L178 51V47L180 46V45H178L179 44V42L178 43H175V42H177L176 41V39L177 40H180L179 38H178V35H177V33L179 34V36H181L182 35V38H183V35L185 36V39L186 38H188V39H186V40H189L188 42L190 43V46H192L193 44L192 43H194L195 45H196V42L195 41H197V39H198V44L200 45V44H205V46H206V44L208 43V42H206V43H202V41H203V39H200V38H205L206 39V32H203V31H205V29H207V28H205L206 26H207V23H206V25L204 26V25H202V24H205V23H201L200 22V24H199V21H198V18H200L201 20L200 21H202V11H201V13H200V10H201V7H203L204 5L202 4L203 2H206V0H204V1H200V0H138ZM209 1L210 0H208V3H209ZM212 1V2H211ZM210 2L211 3H209V5L207 6V3L205 4L206 6H207V10H208V8H209V10H208V14H209V17H210V19L211 20H214L215 22V25H214V23L211 25V26H209V28L211 27V29H212V31H214L215 29H218L219 30V34H220V37H221V39L219 38V36H215V37H218V39H219V41L218 42H216V45H218V48H219V50H218V52L221 54L222 52H220V50L221 51H223V55L225 54V56L224 57H221L220 56V59L218 60V63L215 65V63H216V61H217V58H216V60L214 61L213 60V58L212 59H210V56H208V54L207 53H209V52H211L210 54H212V52H213V49L211 48V42H210V48H208L209 47V45H208V47H207V52H206V49H204L203 50V52L205 53V55L206 56H208V57H205L204 56V54H203V52H200V51H202L201 50V48L199 49V54H200V56L202 55V57H201V59L203 58L204 60V62H203V66H201L200 65V63L201 62H199L198 60H197V62H190V63H194V65L193 66H195V63H197L196 64V67L198 68V70H197V68L196 67H194V68H196V70H195V72L198 74V79H200V81L201 80H203L204 81V83H205V81L207 82L208 81V84L211 82V83H213L214 85L216 84V83H218L219 81H220V78H219V81L216 79L217 77H220V76H223V78H225L223 81H224V83H223V93L222 94H224L223 95V98H222V104H221V102H218V105H217V107L220 105L221 106V114H224V115H220L218 112H219V110H218V112H216V113H218V115L219 116H217V114H215V116L213 117L212 116V121H214L213 123H211V117H210V115L211 114H209V119H208V117H205L204 115H202V114H194L193 116H190V118L192 119V120H195V124H193V125H196L197 123H198V127L200 128V129H198V131L197 132H199V130H208V129H210V128H214L215 130H216V132H217V134L219 135L218 137H220L219 139H218V141L220 142V140H221V142H220V146H223L224 144V140H223V138L225 139V138H227V139H225V143H227V144H230V143H233L234 141L233 140H235L236 138H234V139H232V141L230 142V138H228V137H232V135H234L235 133H233V132H236V134L234 135L235 137L237 136V134H238V136H237V138L239 137V135L241 134L240 132H241V130L242 131H244L245 129H249V128H251L249 125V128H245V129H243V127H245L244 126V124H246L244 121H246L247 119V117L249 116V120H250V117H251V115H254V116H256L257 114H259L257 117H259L260 116V112H261V110H259V108L260 107H262L263 109H264V80H261L260 81V79L262 78H258L257 77V75H258V73H257V69H258V71L260 70V72H262L261 70L263 69V72H264V63H261L260 64V62H261V60L259 61L258 59L259 58H256V59H251V57H252V55L254 56V52H253V50H252V47L250 48V46H251V44L250 45H248L247 46V44L245 43V42H247V40H248V42L249 41H251L250 40V38H252L251 37V35H250V38L248 39L246 36H247V34H249L248 32V30H250V29H252V31H253V33H255L254 32V28L256 29V27L258 28V29H260V28H262L263 26H264V0H211ZM26 2V3H25ZM119 2V1H118ZM123 2H124V0H123ZM128 2H130V1H128ZM138 2V3H139ZM200 2H202L201 4L203 5H201L200 4ZM24 5H23V4ZM199 3V4H198ZM31 4V5H30ZM124 4V3H123ZM125 4H128L127 2H125ZM142 4V5H143ZM161 4H163V5H161ZM211 4V5H210ZM29 5V6H28ZM113 5H115V4H113ZM139 5V4H138ZM141 5V4H140ZM141 5V6H142ZM10 7V9H9V7ZM14 6H15V4H14ZM183 6H186V7H189L188 9L190 10V9H193V13H191V12H189V14H187L186 16H184L185 18L183 19L182 17H180L181 19H182V23H183V25H180V26H182V28H181V30L180 31H178L179 30V28H178V30L176 29L177 28V26L179 25V24H177L176 25V23L174 24V23H170V22H168V23H170V25H175V27H174V25H173V28L171 27V26H169V25H167L166 26V24L165 23H167L166 22V20L168 19V21H177L178 19H174L176 16H177V13H175V11L177 12V11H181V10H183L184 8H183ZM193 6V7H192ZM206 6H204L205 8H206ZM3 7V6H2ZM16 7H19L18 5L16 6ZM137 7V6H136ZM143 7V6H142ZM145 7V6H144ZM148 7V6H147ZM0 8H1V5H0ZM4 8V7H3ZM39 8H40V6H39ZM127 8H129L130 9V7H128V5H127ZM138 8V7H137ZM139 8H140V6H139ZM183 8V9H182ZM2 9V8H1ZM0 9V10H1ZM14 9H15V7H14ZM19 9V8H18ZM17 8L15 9V10H18ZM86 9H88V10H86ZM135 9V8H134ZM143 9V8H142ZM145 9V8H144ZM14 10V11H15ZM207 10H205L203 13H204V16L203 17H206L205 16V12H207ZM179 11V12H180ZM187 11V13H188V10H186ZM186 11H184V12H186ZM192 11V10H191ZM2 12V11H1ZM6 12V11H5ZM22 12H21V14H22ZM27 12H29V10L27 11ZM130 13L132 12V10L131 11H129ZM141 13H143L144 11L142 10V11H140ZM14 13H16V12H14ZM13 13V14H14ZM136 13V12H135ZM140 13V14H141ZM146 13V12H145ZM182 13H183V11H182ZM191 13V14H190ZM3 14V13H2ZM2 14H1V16H2ZM5 14V13H4ZM13 14H11L13 17H14V15ZM77 14V13H76ZM132 14V13H131ZM170 14L172 15L171 17H170V19L171 20H169V18H167V17H169L170 16ZM199 14H201L200 16H199ZM207 14V13H206ZM17 15H19L20 16V14H18V11H17ZM23 15V14H22ZM24 15H25V13H24ZM145 15V14H144ZM153 15V16H154ZM179 15V14H178ZM183 15V14H182ZM4 16V15H3ZM2 16V17H3ZM5 16H6V14H5ZM4 16V17H5ZM27 15H25V17H26ZM78 16H79V14H78ZM134 16V15H133ZM1 17V19L3 20V18ZM12 17V18H13ZM21 17V16H20ZM74 17V18H73ZM90 19H89V18ZM96 17V18H97ZM151 17V16H150ZM149 17V18H150ZM22 18V17H21ZM139 18V17H138ZM142 17H140V19H141ZM152 18V17H151ZM179 18V17H178ZM6 18H4V20H5ZM14 19V18H13ZM12 19V20H13ZM20 19V18H19ZM18 19V20H19ZM27 19H28V17H27ZM94 19V18H93ZM136 19H137V17H136ZM139 19V20H140ZM143 19V18H142ZM146 19H147V17H146ZM153 19H154V17H153ZM206 19H208V18H206ZM2 20H1V22H2ZM3 20V21H4ZM9 19H7V21H8ZM11 19H10V21H12ZM26 20V19H25ZM58 20L60 21V19L58 18ZM108 20H109V18H108ZM144 20V19H143ZM210 20V21H211ZM14 21V20H13ZM20 21H21V19H20ZM79 21V22H78ZM98 21V20H97ZM107 21V22H106ZM137 21V20H136ZM135 21V22H136ZM210 21L208 22V24L210 25L211 23H210ZM5 23H6V21H4ZM61 22H60V25H61ZM147 22H149V21H147ZM147 22H142V26L144 25L145 26V30H146V33H148L147 32V29H149V32H151L152 31V29L150 28V26H152V25H150L149 23L147 24ZM161 22H165L164 24L165 25H163V24H161ZM179 22H181V21H178V23ZM213 22V21H212ZM23 23H24V21H23ZM23 23H21V24H23ZM102 23V22H101ZM217 23V24H216ZM7 24V23H6ZM6 24H3V25H6ZM25 24V23H24ZM23 24V25H24ZM66 24V25H67ZM97 24V23H96ZM108 24V23H107ZM159 24H161L160 25V27H159ZM181 24V23H180ZM137 25V24H136ZM218 27H217V26ZM18 26V25H17ZM22 26V25H21ZM68 26H66V27H68ZM103 26H105V24L103 25ZM141 26V27H142ZM143 26V27H144ZM154 26V25H153ZM202 26V27H201ZM204 26V27H203ZM215 28V26L217 27V28H213V27ZM2 27V26H1ZM6 27V26H5ZM12 27V26H11ZM25 27L26 26H24V27H22L21 29L22 30H24L25 29ZM65 27V26H64ZM101 27V26H100ZM108 27V29H109V25L107 26ZM112 27V26H111ZM114 27V26H113ZM112 27V29H113V32H114V30H116V29H114ZM138 27V26H137ZM167 27H170L171 28V30H170V28H169V30H168V28ZM198 27H201V28H198ZM208 27V26H207ZM24 28V29H23ZM139 28H140V25H139ZM167 28V30H165ZM203 28H205V29H203ZM4 29V28H3ZM6 29H7V27H6ZM14 29V28H13ZM19 29V28H18ZM21 29H19V30H21ZM65 29V30H64ZM104 29V28H103ZM175 29V30H174ZM184 29V30H183ZM202 29V30H201ZM5 30V29H4ZM21 30V31H22ZM27 30V29H26ZM26 30H24V31H26ZM144 30V31H145ZM151 30V31H150ZM173 30V31H172ZM182 30H183V32H182ZM217 30V31H218ZM261 30V29H260ZM16 31H18V30H16ZM21 31H19V32H21ZM29 31H31V30H29ZM48 31V32H47ZM64 31H66V32H64ZM98 31V30H97ZM167 31H168V33H167ZM176 33H175V32ZM206 31H209L208 32V34H210L211 33V35H214L213 34V32H211V30L210 29H208V30H206ZM6 32V31H5ZM47 32V33H46ZM105 32V31H104ZM103 32V33H104ZM118 32V31H117ZM143 32V31H142ZM174 32V33H173ZM182 34H181V33ZM216 32V31H215ZM214 32V33H215ZM257 32V31H256ZM4 33V32H3ZM8 33V32H7ZM29 33V32H28ZM166 33H167V35H166ZM247 33V34H246ZM251 33V32H250ZM2 33H0V35H1ZM16 34V33H15ZM21 34H25V33H23V31H22V33ZM92 34V35H91ZM97 34H99V32L97 33ZM117 34H120V33H117ZM151 34V33H150ZM177 36H176V35ZM181 34V35H180ZM218 34V35H219ZM264 34V33H263ZM88 35H90V36H88ZM95 36V37H91V36ZM111 35V34H110ZM123 35V34H122ZM125 35V34H124ZM154 35V34H153ZM175 35V36H174ZM246 35V36H245ZM253 35H255V34H253ZM3 36V35H2ZM6 36V35H5ZM5 36H3L4 38H5ZM27 36V35H26ZM101 36V35H100ZM117 36V35H116ZM115 36V37H116ZM133 36V35H132ZM156 36V35H155ZM243 37V38H241V37ZM256 36V35H255ZM2 37V38H3ZM9 37V36H8ZM8 37H7V41H4V42H9V41H11V40H8ZM10 37H12V36H10ZM9 37V38H10ZM111 37H112V35H111ZM114 37V36H113ZM114 37V38H115ZM131 37V36H130ZM150 37H151V35H150ZM175 37H176V39H175ZM29 38V41H30V39H32V38H34V36H31V35H29L28 37H27V39ZM101 38V37H100ZM99 38V39H100ZM105 38V37H104ZM116 38H118V37H116ZM120 38V37H119ZM126 38L128 39V37L126 36ZM209 38V37H208ZM245 38H247L246 39V41H243V39H245ZM254 38V37H253ZM252 38V39H253ZM257 38H258V36H257ZM263 38V37H262ZM4 39V40H5ZM17 39H19V38H17ZM37 39V38H36ZM40 39V38H39ZM120 39H122V38H120ZM155 39V38H154ZM153 39V40H154ZM184 39V38H183ZM196 39V40H195ZM217 39V38H216ZM217 39V40H218ZM235 39H237L236 40V42L234 41ZM57 40V41H56ZM130 40V39H129ZM157 40V39H156ZM207 40V39H206ZM259 40H261V39H259ZM264 40V39H263ZM16 41V40H15ZM14 41V39L12 38V44L15 42ZM24 41V40H23ZM27 41V40H26ZM26 41L24 42V43H26ZM113 41H114V39H113ZM142 41V40H141ZM192 41H194V42H192ZM201 41V42H200ZM51 42V43H50ZM57 42V43H56ZM130 42V41H129ZM129 42H126L125 40H122V41H120V42H118L117 43V41H116V44L118 45V47H117V50H118V52H116L117 54H116V57L117 58H120V57H126V55H127V53L129 52V49H128V47H127V44L129 43ZM133 42V41H132ZM139 42H140V40H139ZM203 42H205V41H203ZM38 43V44H39ZM103 43V42H102ZM120 43V44H119ZM182 43V42H181ZM49 44V45H48ZM129 44H131V42L129 43ZM156 46L157 45H159L158 44V40H157V43L155 42L154 43ZM176 44V45H175ZM186 44H188V43H186ZM186 44H185V46H186ZM258 44H259V42H258ZM258 44H256V45H258ZM4 45V44H3ZM6 45H8L7 47H9V43H6ZM14 45H15V43H14ZM177 45H178V47H177ZM189 45V44H188ZM260 45V44H259ZM258 45V46H259ZM2 46V45H1ZM137 46H140V44H138ZM156 46H154V47H156ZM204 46V45H203ZM203 46H201V47H203ZM252 46H254V45H252ZM50 47V46H49ZM129 47H130V45H129ZM136 47V46H135ZM256 47V46H255ZM18 48H19V46H18ZM18 48H17V50H18ZM60 48V49H59ZM116 48V45H115V47H114V49ZM146 48V47H145ZM191 48V47H190ZM193 48V47H192ZM195 48V47H194ZM260 48V47H259ZM261 48H262V46H261ZM4 49V48H3ZM13 49V48H12ZM23 49V47H21V49H19V50H22ZM54 49V50H55ZM137 49V48H136ZM141 49H142V47H141ZM151 49V48H150ZM154 49V48H153ZM152 49V50H153ZM156 49V48H155ZM196 49H197V51H198V47H197V45H196ZM208 49H210L209 50V52H208ZM6 50V49H5ZM15 50V49H14ZM78 50H79V52H78ZM102 50V49H101ZM138 50V49H137ZM169 50V51H168ZM190 50V49H189ZM194 50V49H193ZM81 51V52H80ZM168 51V52H167ZM177 51H175V53H177ZM191 51V50H190ZM254 51H255V49H254ZM259 51V50H258ZM131 52V51H130ZM139 52V51H138ZM186 52V51H185ZM22 54H23V51L21 52ZM28 53V52H27ZM45 53H49V51L48 52H45ZM45 53H44V55H45ZM114 53H115V51H114ZM114 53H113V55H114ZM146 53V55H148L147 54V52H145ZM183 53H184V51H183ZM264 53V52H263ZM102 54V53H101ZM169 54V55H170ZM178 54V53H177ZM177 54H176V57H177ZM185 54V53H184ZM209 54V55H210ZM214 54H215V52H214ZM217 55H218V53H216ZM219 54V55H220ZM258 54V53H257ZM134 55V54H133ZM142 55V54H141ZM146 55H145V57H146ZM158 55H159V58H158ZM256 55V54H255ZM25 56H26V54H25ZM59 56H62L61 54L59 55ZM131 56V55H130ZM164 56V55H163ZM168 56V55H167ZM196 56V55H195ZM194 56V57H195ZM198 56V55H197ZM197 56H196V58H197ZM212 56H215V55H213L212 54ZM263 55H261L260 56V58L262 57ZM27 57H28V55H27ZM46 57H49L48 55L46 56ZM128 57H129V55H128ZM171 57H172V55H171ZM178 57H180V54L178 55ZM216 57H218V56H216ZM50 58V57H49ZM113 58V57H112ZM114 58H115V56H114ZM135 58H136V56H135ZM149 58V57H148ZM263 58V57H262ZM48 59V58H47ZM59 59V58H58ZM62 59V58H61ZM87 59V58H86ZM92 59V60H93ZM103 59H104V57H103ZM157 59H159L158 61H157ZM170 59V58H169ZM171 59H173V58H171ZM180 59V58H179ZM264 59V58H263ZM262 59V60H263ZM28 60V59H27ZM49 60V59H48ZM87 60H89V59H87ZM105 60V59H104ZM112 60V59H111ZM114 60H116V58L114 59ZM141 60H143V59H141ZM164 60V59H163ZM189 60V59H188ZM214 62H213V61ZM253 60H255V62H256V60H258L256 63H258L259 62V64H256ZM35 62L33 63V65L36 63V59L34 60ZM91 61V60H90ZM143 61H145V59L143 60ZM147 61V60H146ZM151 61H150V63H151ZM162 61V60H161ZM174 61V60H173ZM181 61V60H180ZM186 61H187V59H186ZM49 62V61H48ZM93 62V61H92ZM92 62H90V64L92 63ZM105 62V61H104ZM103 62V63H104ZM107 62V61H106ZM123 62H124V60H123ZM138 62V61H137ZM141 62V61H140ZM183 62H184V60H183ZM240 62L242 63V65L240 66ZM262 62H264V61H262ZM3 63V62H2ZM59 63V64H58ZM94 63V62H93ZM155 63V62H154ZM162 63H163V67H164V65L166 64V66L168 67V68H170L171 69V72H172V74H173V77L171 76L172 74L170 73V75L168 76V78L166 77L167 75L165 74V76H163V78H161L160 77V80L161 81H165V82H167L168 81V79H169V81H171V82H168L167 84H168V86H167V84H166V87H169V84H170V93H171V96L173 97V99H175V101L177 102V105L179 104V105H181V107L186 103V100H185V102H181V98H180V95H182V94H184V90H186L185 88H184V90H183V88H182V85L183 84H186V82H188V79L187 78H185L186 76H188V73H190V72H188L191 68H193L192 66H191V68H190V66L188 67L189 68V70H188V68L186 69L185 67L183 68V65H186L185 63H181L180 62V65H181V67H179V66H177V64H176V66H174V63L171 65L170 63H169V61H162ZM161 63V64H162ZM172 63V62H171ZM252 63H254V64H256L255 65V67H254V65L252 64ZM32 64V63H31ZM37 64H39V62L37 61ZM50 64H51V60H50ZM61 64V65H60ZM63 64V65H62ZM64 64H66V65H64ZM97 64V65H98ZM112 64V63H111ZM116 64V63H115ZM118 64V63H117ZM144 64V63H143ZM36 65V64H35ZM106 65H107V63H106ZM135 65H136V63H135ZM146 65H147V62H146ZM188 65V64H187ZM252 65H253V67H254V70L256 69V73H257V75L256 74H254V76L253 75H251V69H253L252 68ZM260 65V66H259ZM54 66H55V68H54ZM91 66V65H90ZM99 66H96L97 67V72L99 73V71H100V69L102 70V67L100 68ZM257 66V67H256ZM58 67V68H57ZM108 67V66H107ZM114 67V66H113ZM142 67H144V65L142 66ZM159 67V65L157 64L156 66H155V68L157 69ZM166 67V68H167ZM98 68H100V69H98ZM139 68H140V66H139ZM149 68V67H148ZM154 68V69H155ZM0 69H2V67H0ZM58 69V70H57ZM116 70L118 69V68H115ZM155 69V70H156ZM240 69H241V71H240ZM36 70L38 71V68H37V65H36ZM35 70V72L34 73H36L37 71ZM75 70V71H74ZM77 70H78V72H77ZM95 70H96V68H95ZM107 70V69H106ZM137 70H140V69H137ZM151 70H153V69H151V64H150V71ZM158 70V69H157ZM4 71H5V69H4ZM72 71H74V72H72ZM89 71V72H88ZM148 71V70H147ZM169 71V70H168ZM0 72H1V70H0ZM103 72H104V69H103ZM114 72V71H113ZM143 72V71H142ZM263 72H262V74H263ZM39 73V72H38ZM54 72H52L51 74H53ZM55 73L53 74V76L55 75ZM58 73H57V75H58ZM95 74H96V72H94ZM105 73V72H104ZM117 73V72H116ZM137 73H138V71H137ZM164 73H166V71L164 72ZM163 73V74H164ZM211 73V74H210ZM253 73V72H252ZM254 73H255V71H254ZM63 74V75H64ZM193 74H194V72H193ZM193 74H192V76H193ZM101 75H102V73L100 72V77H101ZM146 75H148V74H146L145 73V75L143 76V77H145ZM158 75H161L159 72H158ZM255 75H256V77L258 78V80H256V78H255ZM51 76V75H50ZM76 76V75H75ZM93 76H94V74H93ZM118 76V75H117ZM133 76H134V78H135V76H136V78H138L139 76L138 75H134L133 74ZM138 76V77H137ZM171 76V77H170ZM195 76H197V75H195ZM263 76H264V74H263ZM36 77H38V75L36 76ZM70 77V76H69ZM141 77H142V75H141ZM200 77V78H199ZM55 78V77H54ZM60 78H63V77H60ZM59 78V79H60ZM73 78H74V80H75V82H76V84H73V85H77V77H76V79H75V77H74V75H73ZM153 78V77H152ZM222 78V77H221ZM40 80H41V78H39ZM57 79H58V76H57ZM146 79H147V76H146ZM174 79H175V81H174ZM22 80V79H21ZM20 80V81H21ZM73 80V81H74ZM140 80V79H139ZM150 80V79H149ZM157 81L156 82H160V80L157 78L156 79ZM176 80H177V82H176ZM187 80V81H186ZM196 80V79H195ZM222 80V79H221ZM60 81L61 80H59V83H60ZM71 81H72V79H71ZM141 81H144L143 80V78L141 79ZM153 81H154V79L152 80V83H153ZM172 81H174L175 83H173ZM222 81V82H223ZM74 82V83H75ZM137 82H138V80H137ZM151 82V81H150ZM189 82H190V78H189ZM187 83V84H190V83ZM202 82V81H201ZM222 82H220V83H222ZM22 83H23V81H22ZM32 83V82H31ZM43 83V82H42ZM67 83H68V81H67ZM66 83V84H67ZM133 83H134V81H133ZM142 83V82H141ZM146 83H148V82H146L145 81V84ZM191 83H193V82H191ZM29 84V83H28ZM51 84V83H50ZM78 84H80V83H78ZM135 85L137 84L138 86L140 85V84H138V83H134ZM156 84V83H155ZM159 83H157V85H158ZM198 84V83H197ZM60 85H61V83H60ZM70 85V88H69V90L72 88L73 89V85L71 84V83H69L68 84V86ZM90 85H92V84H90ZM115 85H117L116 83H115ZM143 85V84H142ZM165 85V84H164ZM0 86H1V84H0ZM29 86L31 87L32 85H30L29 84ZM37 86H38V84H37ZM37 86H36V90H39V88L37 89ZM41 86H42V84H41ZM46 86V85H45ZM82 86V85H81ZM80 85H79V89H80V87H81ZM191 86V85H190ZM192 86H193V84H192ZM218 85H216V88H218L217 87ZM39 87H40V84H39ZM58 87V86H57ZM75 87V86H74ZM92 87L93 86H91V89H92ZM113 87V86H112ZM1 88V87H0ZM32 88V87H31ZM116 88V87H115ZM118 88V87H117ZM145 88H146V86H145ZM180 88H182L181 90H180ZM189 88V87H188ZM192 88V87H191ZM193 88H194V86H193ZM202 88H204V87H202ZM214 88V87H213ZM42 89V88H41ZM61 89H62V87H61ZM190 89V88H189ZM74 91H76V87L73 89ZM94 90H95V92H90L91 93V95H92V93H93V98L95 99V103H96V100L97 99H99L98 98V96H100L101 94H98V92H100V91H96V89L94 88ZM156 90V89H155ZM167 90V91H168ZM183 90V91H182ZM193 90V89H192ZM220 90L222 91V89L220 88ZM219 90V91H220ZM33 91H35V89L33 90ZM41 91V90H40ZM43 91V90H42ZM61 91V90H60ZM68 91V90H67ZM66 91V92H67ZM80 91V90H79ZM84 91V90H83ZM112 91V90H111ZM144 91H146V90H144ZM149 91V90H148ZM153 91V90H152ZM182 91V94H180V92ZM211 91V90H210ZM210 91H209V93H210ZM217 91V90H216ZM216 91H215V93H216ZM220 91V92H221ZM31 92V91H30ZM38 92L39 91H37V95H38V97L40 96V94H42V96H43V94L45 95V90H44V93H40V94H38ZM87 92V91H86ZM101 92H103V91H101ZM110 92V91H109ZM113 92V91H112ZM112 92H110L111 94H112ZM165 92V91H164ZM163 92V93H164ZM193 92H195L196 93V91L194 90ZM212 92H213V89H212ZM29 93V92H28ZM33 94H34V92H32ZM50 93V92H49ZM61 93V92H60ZM76 93H78V91H76ZM82 93V92H81ZM150 93H151V91H150ZM153 93V92H152ZM152 93H151V96H152ZM155 93V92H154ZM169 93V92H168ZM169 93V94H170ZM202 93V92H201ZM200 93V94H201ZM63 94H64V92H63ZM66 94H69V93H66ZM83 94V93H82ZM200 94H198L199 95V97H201L200 96ZM218 94V96L216 95V96H214L215 97V99H217L218 98V101H219V92L217 93ZM32 95V94H31ZM48 95V94H47ZM71 95H73V94H71ZM113 95V94H112ZM144 95L146 96V93H144ZM167 95V94H166ZM193 95V94H192ZM195 95V94H194ZM198 95H195V97H197ZM202 95V94H201ZM205 95H206V93H205ZM205 95L203 96V97H205ZM212 96H213V94H211ZM41 96V97H42ZM49 96V95H48ZM82 96H83V98H82ZM148 96H149V94H148ZM164 96H165V94H164ZM169 96V95H168ZM190 96V95H189ZM189 96H188V98H189ZM32 98H34V95L33 96H31ZM44 97V96H43ZM42 97V98H43ZM61 97H63V96H61ZM73 97H75V95H73ZM73 97H72V99H73ZM78 97H80V95H76V97L75 98H77V99H79ZM86 98L88 97V96H85ZM84 97V94L83 95H81V98H82V100L81 101H83L84 99H86ZM102 97H103V95H102ZM104 97H105V95H104ZM143 97V96H142ZM162 97H163V95L161 96V98H160V95H159V98L161 99L160 101L161 102H163L162 101ZM183 97V96H182ZM194 97V98H195ZM220 97H222V95H220ZM45 99H50V100H52L51 99V97H48L47 98V96L45 95V97H44ZM70 98H71V96H70ZM97 98V99H96ZM185 98H186V96H185ZM194 98H193V100H194ZM207 98H209L208 96H207ZM213 98V97H212ZM49 99H48V101H49ZM63 99V98H62ZM101 99V98H100ZM173 99H171V100H173ZM197 99H198V97L196 98V101H197ZM202 100H203V98H201ZM214 99V100H215ZM42 100V99H41ZM40 100V101H41ZM56 100V99H55ZM69 100H71V99H69ZM80 100V99H79ZM152 100H154V98L152 97ZM169 99H167V101H168ZM200 100V99H199ZM210 100V99H209ZM36 101H37V99H36ZM43 101V100H42ZM62 101V100H61ZM75 101V100H74ZM87 101V100H86ZM93 101V103H94V100H92ZM101 101H103V100H101ZM188 101V100H187ZM207 101V100H206ZM205 101V102H206ZM220 101H221V99H220ZM84 102V101H83ZM99 102V100L97 101V103ZM138 101H136V103H137ZM143 102L145 103V101L143 100ZM171 102V101H170ZM201 102V101H200ZM35 103V102H34ZM34 103H33V105H34ZM49 103V102H48ZM52 103V102H51ZM56 103V102H55ZM71 103V102H70ZM85 103V102H84ZM124 103H126V102H124ZM215 103H217V101L215 102ZM42 104V103H41ZM60 104V103H59ZM73 104V103H72ZM76 104H79L78 102H76ZM106 104V103H105ZM138 104H139V102H138ZM146 104H148V103H146ZM174 104H175V102H174ZM173 104V105H174ZM188 104H189V102H188ZM46 105H47V103H46ZM61 105V104H60ZM83 105V104H82ZM86 105H88L87 103H86ZM98 105V104H97ZM119 105V104H118ZM142 105V104H141ZM151 105V104H150ZM154 104H152L151 106H149V107H151L152 108V106H153ZM173 105H171V106H173ZM190 105V104H189ZM189 105H187L188 107H189V110H193L194 108H190V106ZM204 105V104H203ZM39 106V105H38ZM48 106H50V103L48 104ZM62 106V105H61ZM80 106V105H79ZM102 106H104L103 104H102ZM139 106H140V104H139ZM139 106H137V107H139ZM145 106V104L143 105V107ZM208 106V105H207ZM210 106H212V103H211V105ZM33 107H36L35 105L33 106ZM45 107V106H44ZM54 107V106H53ZM63 107V106H62ZM61 107V108H62ZM71 107H74L73 105L71 106ZM81 107V106H80ZM84 107V106H83ZM86 107V106H85ZM88 107V106H87ZM108 107V106H107ZM122 107V106H121ZM146 107H148V105L147 106H145L144 108H143V110L146 108ZM180 107V106H179ZM184 107V106H183ZM202 107V106H201ZM214 106H212V108H213ZM217 107H215V110H216V108ZM47 108H49V107H47ZM47 108H45V109H47ZM75 108V107H74ZM89 108V107H88ZM123 108V107H122ZM175 108H177L176 106L174 107V109ZM185 108H187V107H185ZM198 109H199V107H197ZM45 109L43 110V113H44V111H45ZM49 109H54V108H51V106H50V108ZM59 109H60V106H59ZM69 109V108H68ZM76 109V108H75ZM93 109H94V107H93ZM99 109V108H98ZM100 109H101V107H100ZM107 109H109V108H107ZM129 109V108H128ZM204 109H205V106H204ZM218 109H219V107H218ZM65 110V111H64ZM77 110V109H76ZM88 110V109H87ZM95 110H97L96 108H95ZM104 110V109H103ZM103 110H101L102 111V113H103ZM117 110V109H116ZM126 110V109H125ZM173 110V109H172ZM176 110V109H175ZM178 110V109H177ZM183 110V109H182ZM208 110V109H207ZM51 111V110H50ZM54 111V110H53ZM60 111H62V109L61 110H59L58 111V109H57V112H56V108H55V112H56V114L59 112V113H64V115H62V114H58L60 117H58V116H56V114H55V116H56V119L60 122L61 121V119L63 118V117H65L66 119H62V121H61V124L62 125H64V126H68V123H71V126L72 127H70L69 128V126H70V124H69V126L68 127H64V128H67L66 130H68V129H72L73 128V126L74 125H72V124H75L74 122L75 121H73V123H72V121H71V117H69L68 115L69 114H67L68 113V111H67V108L64 106L63 107V111L62 112H60ZM67 111V112H66ZM69 111H71L70 109H69ZM91 111H93V110H91ZM100 111V110H99ZM113 111H114V109H113ZM119 111V110H118ZM127 111V110H126ZM125 111V112H126ZM131 111V110H130ZM186 111H187V109H186ZM194 111V110H193ZM200 112H201V110H199ZM217 111V110H216ZM47 112H49V111H47ZM54 112V113H55ZM112 112V111H111ZM117 112V111H116ZM122 112V118L125 116V114L127 113H125L124 115H123V111H121ZM175 112V111H174ZM182 112V111H181ZM198 112V111H197ZM210 112H211V110H210ZM258 112V113H257ZM51 113H52V111H51ZM66 113V114H65ZM87 113V112H86ZM95 113V112H94ZM97 113V112H96ZM101 113V112H100ZM146 113V112H145ZM201 113H204V112H201ZM207 113V112H206ZM208 113H209V111H208ZM213 113V112H212ZM214 113H215V111H214ZM46 114V113H45ZM91 114H93V113H91ZM98 114V113H97ZM107 114V113H106ZM111 114V113H110ZM114 114V113H113ZM172 114V113H171ZM184 114V113H183ZM191 114V113H190ZM262 114H263V112H262ZM67 115V116H66ZM73 115V114H72ZM103 115V114H102ZM118 115V114H117ZM174 115H176V114H174ZM187 115H188V113H187ZM212 115H214V114H212ZM43 116H45V115H43ZM49 116V115H48ZM55 116H53V117H55ZM79 116H81L80 114H79ZM84 115H82L81 117H83ZM87 116V115H86ZM100 116V115H99ZM107 116V115H106ZM127 116V118H129V114H127L126 115ZM126 116H125V122L124 121H122V123H120V121L118 122L117 120V126H116V128L114 129V128H110V127H113V126H115L114 124L113 125H109V123L111 122V120L109 119V120H106V121H110L107 125H109L110 127L108 128H106V129H108L107 130V132H105V130H104V128L102 129H100V132H101V130H104V132L102 133L103 134V136L105 135V133H107V134H109V136H108V145L110 146V144H109V142H111V144H112V146L114 145H116L117 146V144H119L118 142H117V144L115 143V140H114V138H117L116 136L117 135H114L115 137L113 138L111 135H112V133H115L114 131H116V133L117 132H119V131H121V128L123 127V128H125V129H127L125 126H124V124H126V123H128V121H129V119L127 120V118H126ZM130 116H131V114H130ZM262 117H264V114L263 115H261ZM52 117V116H51ZM58 117V118H57ZM73 117V116H72ZM80 117V118H81ZM85 117V116H84ZM112 117V116H111ZM182 117V116H181ZM184 117V116H183ZM188 117V116H187ZM60 118V119H59ZM79 118V117H78ZM108 118H109V114H108ZM113 118V117H112ZM185 118V117H184ZM52 120V118H49V121H51ZM55 119V120H56ZM76 119V118H75ZM97 119V118H96ZM100 119V118H99ZM114 119V118H113ZM188 119V118H187ZM216 119V120H215ZM252 119V118H251ZM255 119H256V117H255ZM54 120V119H53ZM73 120V119H72ZM80 120V119H79ZM85 120V119H84ZM98 120V119H97ZM123 120H124V118H123ZM209 120V121H208ZM258 121L260 120H262V119H257ZM66 121L68 122V123H66ZM77 121V120H76ZM190 121V120H189ZM248 121V120H247ZM253 121V120H252ZM257 121V122H258ZM264 121V120H263ZM58 122V123H59ZM63 122V123H62ZM65 122V123H64ZM102 122V121H101ZM177 122H179V121H177ZM187 122V121H186ZM249 122V124H250V122L251 121H248ZM247 122V123H248ZM256 122V123H257ZM57 123V122H56ZM57 123V124H58ZM102 123H104V122H102ZM122 124L121 126H120V124ZM188 123H190V122H188ZM261 123V125H262V122H259V124ZM53 124H55V123H53ZM77 124V123H76ZM111 124V123H110ZM119 124V125H118ZM184 124V123H183ZM60 125V124H59ZM59 125H54V128H55V126H58L57 128H58V130H59V127H61V125L59 126ZM79 125H80V123H78L77 124V128L75 129V130H77V129H79V131H78V133H80V132H82V134L80 135L79 134V136H77V138L79 137V139L80 140H77V142L78 143H76L75 144V141H74V143L73 142H71V140H70V143H68L67 142V140H66V142H67V145L69 144V146L67 147L66 145H65V147H64V150H62V152H64V151H66L65 153H63V154H65L64 155V157L66 156V157H70V158H65V162H64V158H63V162H64V164H63V166L62 165H60V167L61 168H56V169H52L49 173H52L54 176H51V177H56L57 179H61V180H63V181H67L68 180V183L66 182L65 184H68V186H66V188H64V189H69V188H71L70 189V191H72L71 192V194H73L74 196L76 195L77 196V199L79 198V197H86V196H90L91 198H93L92 196H93V194H95V191H97V193L99 192L100 193V191L101 192H103V194L104 193H106V196L107 195H109L110 196V194L109 193H111V196H113V195H115V194H117V192L115 193V191L114 192H112V187H114V186H112V187H110L109 186V182L111 183V182H113V177L111 176V174H112V172H113V174L115 175L116 173H115V171L118 173V178L121 180L123 177V180L125 179V178H130V176H132V175H130V176H128V173L130 172V174H131V170L133 169V170H135L136 168H137V166L135 167V166H133V165H131L130 166V163L129 162H120V160H121V158H122V156H123V154H122V156H121V158H120V160L118 159V160H115V159H117V154L118 155H120L119 153L121 152L120 150L123 148V147H120L119 146V148H121V149H119V148H116V146H115V148L117 149V151L119 152V153H114L113 155L111 154V155H109V159L107 160V162H108V166H109V164L111 165V167H110V170H109V168H106V169H102L100 172H98V173H96L95 171H90L91 173L92 172H94V174L96 173V175H93V174H90L89 173V171H88V169H86V167H85V169L87 170V174H86V170L84 169H82V165L83 164H85L86 162L88 163V158H89V156H91L92 158L93 157H97L98 155H100L101 157H103L104 155H106V150H107V148L105 147L106 145L104 144V142L105 141H103V143H101V144H99V151H97L96 153H97V155H95L94 156V154H96V153H94V152H92V153H90L89 151H91L90 149H91V147H89L90 149H88L87 147H85V145L86 144H88L89 143V145H90V142H88V141H90V139L91 138H89L88 137V135L87 136H85V130H83L82 128L80 129L79 128ZM81 125H84L83 123H81ZM81 125H80V127H81ZM98 125V124H97ZM96 125V126H97ZM190 125V126H189ZM187 124L186 126H184L185 128H187L188 130L189 129H192L191 127V123L190 124ZM211 125H213L214 127H212ZM256 125V124H255ZM100 126V125H99ZM121 128H120V127ZM181 126V125H180ZM211 126V127H210ZM235 126L236 127H238V128H235ZM247 126V125H246ZM252 126V125H251ZM76 127V126H75ZM103 127H104V125H103ZM131 127V126H130ZM257 127V126H256ZM260 127V126H259ZM48 128H49V126H48ZM47 128V129H48ZM62 128V127H61ZM61 128H60V130L59 131H61ZM63 128V130L65 131V133H63L62 131V135H61V142H59V143H62L63 141H64V144H66L65 143V140H62V136H63V134H66V133H70V134H72V131H70V130H68V131H70V132H66V130ZM97 128H100V127H97ZM180 128V127H179ZM194 128V127H193ZM261 128V127H260ZM263 128V127H262ZM133 129H134V127H133ZM165 129V128H164ZM167 129V128H166ZM176 129V128H175ZM187 129H185L186 131H187ZM213 129V130H214ZM241 129V130H240ZM252 129V128H251ZM49 130V129H48ZM55 130H56V128H55ZM74 130V131H75ZM80 130H82V131H80ZM123 130V129H122ZM214 130V131H215ZM236 130V131H235ZM252 130H254V128L252 129ZM177 131V130H176ZM185 131V132H186ZM86 132H88V130L86 131ZM130 132H132V131H130ZM134 132V131H133ZM135 132H136V130H135ZM196 131H195V134H197V138L199 137V141L198 142H200V136H198V133H197ZM205 132V131H204ZM203 132V133H204ZM231 132H232V134H231ZM246 132H247V130L245 131V134H246ZM57 133V132H56ZM84 133V134H83ZM89 133V132H88ZM93 133V132H92ZM122 133V132H121ZM125 133V132H124ZM128 133V132H127ZM126 133V134H127ZM179 133H180V130H179ZM178 133V134H179ZM184 133V132H183ZM194 133V132H193ZM212 133H214V132H212ZM243 133V132H242ZM248 133L249 132H247V134L246 135H248ZM252 133V132H251ZM250 133V134H251ZM47 134L49 135V133L47 132ZM50 134H52V131L50 132ZM58 134H60V133H57V135ZM77 134V133H76ZM90 134V133H89ZM98 134H101V133H99L98 132ZM134 133H132V137H134V135L136 136V134H134ZM187 135L184 137V140L186 141V142H188L187 140L188 139H190V135L192 134H190V132H188L187 131V133H186ZM194 134V135H195ZM199 134H200V132H199ZM208 134V133H207ZM206 134V135H207ZM244 134V135H245ZM262 134V133H261ZM53 135V134H52ZM54 135H56V134H54ZM91 135H93V134H91ZM95 135V134H94ZM128 135H130V134H128ZM181 134H179V136H180ZM188 135L190 136V137H188ZM213 135V134H212ZM225 135H226V137H225ZM228 135H230V136H228ZM245 135V136H246ZM68 136H69V134H68ZM98 136V135H97ZM113 138H111V137ZM130 136V137H131ZM138 136V135H137ZM259 136H261V135H259ZM264 136V135H263ZM57 137H59V136H57ZM70 137H72V135L70 136ZM81 137V138H80ZM91 137H93V136H91ZM187 137V138H186ZM205 137H207V136H205ZM212 137V136H211ZM217 137V138H218ZM221 137H223L222 139H221ZM247 137V136H246ZM55 138V137H54ZM64 138H65V135H64ZM63 138V139H64ZM68 138V137H67ZM76 138V136H75V139H77ZM89 138V139H88ZM118 138H120V137H118ZM136 138V140H137V137H135ZM138 138H139V136H138ZM194 138V137H193ZM203 137H201V139H202ZM214 138H215V136H214ZM242 138V137H241ZM245 138V137H244ZM243 138V139H244ZM248 138V137H247ZM261 138V137H260ZM260 138H258V139H260ZM263 138V137H262ZM50 139V138H49ZM73 139V138H72ZM94 140L96 139V138H93ZM93 139H91L92 141H93ZM182 139V138H181ZM187 139V140H186ZM203 139H206V138H203ZM246 139V138H245ZM252 139V138H251ZM264 139V138H263ZM5 140V139H4ZM3 140V141H4ZM51 140V139H50ZM57 140V139H56ZM97 140V139H96ZM107 140V139H106ZM111 140V141H110ZM121 140V139H120ZM124 140V139H123ZM195 140V139H194ZM209 140V139H208ZM210 140H212V139H210ZM209 140V141H210ZM216 140V139H215ZM215 140H212V141H215ZM238 140H241L240 138L238 139ZM247 141H248V139H246ZM245 140V142H247ZM260 140H262V139H260ZM51 141H53V140H51ZM50 141V142H51ZM91 141V142H92ZM99 141V140H98ZM101 141V140H100ZM99 141V142H100ZM118 141V140H117ZM190 142L189 143H187V145H186V143H185V145H184V142H183V147H181V148H183L182 150H181V152H179L180 154L178 155V157L177 158H175V159H179V161H180V159H181V157L183 158V160H186V161H184V162H186V163H188L189 165H190V169H192L193 168V166H191L192 165V163L194 162V159L196 160L197 158H195V157H198L199 158V156H204V158L203 157H200V161H206L205 162V164H204V162H203V164H204V167L202 168V164H201V168L199 167L198 169H199V173H200V176H198L197 177V175H192V176H194L193 178H203L200 182V184H202V182L203 183H209V181H210V183L209 184H212V182H213V185H212V189H209L210 191H209V193H210V199H211V203H213V205H219V208H220V206H223L224 207V205H225V203L224 202H226V203H230L231 204V206H232V210H236L235 211V213L237 212L238 214H236L237 215V217H235V218H237L238 219V216H239V219H238V221L235 223V222H232V223H234L233 225H229L230 227H229V229H227L226 231H227V233L225 234L224 232L222 233L223 235V237L224 236H226V238L224 237V239H223V237H221L222 238V240L221 239H219L220 241L218 242V243H215V244H213L212 245V248L209 246V249L208 248H203V251H205L206 250V252L207 253H204V256H203V258H205V260H201V264H253L252 262L253 261H257V263L256 264H264V158H263V156H264V140L263 141H261V142H258L259 144H260V146H258V150L257 149H255V152L257 151V152H259L256 156L255 155H251V152L249 153L248 152V150H249V147L248 148H246L247 149V151H246V149H244L243 147V155L245 156L244 158H245V161L244 162H242V160H236V158H235V160H234V157L232 158V159H230V162H227V161H225L224 163L226 164V162H227V165H228V167L230 166L231 168H229V169H231V170H229V172H230V174L228 173V176L229 177H226L227 176V174H226V176H224L223 174V176H221V169L219 170V166L218 165H220L221 166V164H223V163H221L220 164V162H218V164H217V162H214V161H212L211 160V152H209V153H207V151L206 150H208V149H206V146L208 145H204V147H202L201 146V142H200V145H199V143H197L196 141L194 142L193 140H189ZM204 141V140H203ZM211 141V142H212ZM217 140L215 141V142H218ZM228 141L230 142V143H228ZM243 141V140H242ZM2 142V141H1ZM102 142V141H101ZM107 142V141H106ZM120 142V141H119ZM122 142V141H121ZM181 142H182V140H181ZM214 142V143H215ZM218 142V143H219ZM235 142H237L238 143V141H235ZM240 142V141H239ZM253 142V141H252ZM3 144L5 143V141L4 142H2ZM74 144V148L75 147H77V149H74V154H72V156H70V154L72 153V152H67V151H70V150H68L71 146H73L72 144ZM94 143V142H93ZM123 143V142H122ZM126 143V142H125ZM206 143H208V142H206ZM213 143V142H212ZM3 144H1L0 143V145H3ZM51 144V143H50ZM63 144V143H62ZM64 144L62 145V146H64ZM127 144V143H126ZM130 144V143H129ZM128 144V145H129ZM204 144V143H203ZM202 144V145H203ZM217 144V143H216ZM216 144L214 145V146H216ZM223 144V145H222ZM234 144V143H233ZM236 144V143H235ZM250 144H251V142H250ZM71 145V146H70ZM123 145H124V143H123ZM131 145V144H130ZM129 145V146H130ZM210 146H212L213 147V144L211 145V143L209 144ZM218 145V144H217ZM231 145V144H230ZM239 145V144H238ZM242 145V144H241ZM244 146H245V144H243ZM247 145V144H246ZM50 146V145H49ZM96 147H97V145H95ZM126 148H127V146L126 145H124ZM128 146V147H129ZM209 146V147H210ZM228 145H226V147H227ZM235 146H237V145H235ZM30 147H31V145H30ZM61 147V146H60ZM66 147L68 148V149H66ZM95 147V148H96ZM124 147V148H125ZM134 147V146H133ZM201 147V148H200ZM216 147H218V146H216ZM224 147H225V145H224ZM253 147V146H252ZM26 148H29V147H26ZM87 148V152H89V153H87L86 154V152H85V149ZM95 148H93V149H95ZM130 148H132V147H130ZM220 148V147H219ZM228 148V147H227ZM236 148V147H235ZM239 148V147H238ZM241 148V147H240ZM242 148L240 149L241 150V152H242ZM112 149H114V148H112ZM116 149H114L115 151H116ZM119 149V150H118ZM128 149V148H127ZM145 149V148H144ZM153 149V148H152ZM211 149V148H210ZM216 149V148H215ZM214 149V151H216ZM223 149H225V148H223ZM222 149V150H223ZM229 149H230V147H229ZM252 149V148H251ZM26 150V149H25ZM35 150H37V149H35ZM50 150H51V148H50ZM56 150V149H55ZM59 150V149H58ZM73 150V149H72ZM84 151V152H82V151ZM132 150V149H131ZM139 150V149H138ZM220 150H221V148H220ZM228 149H226V151H227ZM13 151V150H12ZM12 151H11V153H12ZM31 151V150H30ZM48 151V150H47ZM46 151V152H47ZM52 151V150H51ZM57 151V150H56ZM61 151V150H60ZM108 151H109V149H108ZM114 151V152H115ZM124 151V150H123ZM127 151V150H126ZM146 152H147V150H145ZM212 151V150H211ZM219 151V150H218ZM231 151V150H230ZM250 151V150H249ZM128 152V151H127ZM150 152V151H149ZM153 152V151H152ZM151 152V153H152ZM155 153H156V151H154ZM237 152H239V151H237ZM236 152V153H237ZM247 152V153H246ZM256 152V153H257ZM27 153H28V151H27ZM33 153H36V151L35 152H33ZM48 153V152H47ZM51 153V152H50ZM53 153V152H52ZM94 153V154H93ZM109 153V152H108ZM112 153V152H111ZM124 153H126V152H124ZM177 153V152H176ZM175 153V155L177 156V154ZM214 153V152H213ZM215 153H217V152H215ZM222 153V152H221ZM225 154L227 153V152H224ZM230 153V152H229ZM255 153V154H256ZM13 154V153H12ZM18 153H16V155H17ZM26 154V153H25ZM24 154V155H25ZM31 154V153H30ZM58 153L56 152V155H57ZM62 154V153H61ZM89 154V155H88ZM93 156H92V155ZM128 154V153H127ZM126 154V155H127ZM143 154V153H142ZM157 154V153H156ZM160 154V153H159ZM207 154H209L208 156H207ZM232 154H233V152H232ZM239 154V153H238ZM28 155V154H27ZM59 155V154H58ZM114 155H116V156H114ZM137 155V154H136ZM139 155V154H138ZM149 155H150V157L152 156L150 153H149ZM148 155V156H149ZM173 156H174V154H172ZM214 155V154H213ZM216 155V154H215ZM215 155L213 156V157H215ZM224 155V154H223ZM227 155V154H226ZM226 155H224L223 157V159H225V156ZM229 155V154H228ZM231 155V154H230ZM242 155V156H243ZM43 156V155H42ZM50 156V155H49ZM61 156H63V155H61ZM100 156H99V158H100ZM158 156V155H157ZM159 156H161V155H159ZM209 157L208 159H205V157ZM219 156H220V154H219ZM237 156V155H236ZM239 156V155H238ZM9 157V156H8ZM17 157V156H16ZM16 157H12L11 158V160L12 161H10V163H11V165H10V167H7L6 166V164H5V166L4 167H7L6 169H8L7 171H6V169H5V171H6V173L8 174V178L7 177H5L4 175H6L7 176V174L5 173L4 175H3V173L0 175V180L2 181L3 179H5V180H7L8 179V181L9 182H12L13 180H15L14 178H16L15 176H18L17 174H18V172H17V170H18V164L17 163H20V161H19V159H17ZM26 157H28L27 159H29L30 161H31V157L28 155V156H26ZM30 157V158H29ZM56 157V156H55ZM71 157H73V159L71 158ZM95 157V158H96ZM113 157H116V158H113ZM120 157V156H119ZM118 157V158H119ZM128 157V156H127ZM154 156H152V158H153ZM206 157V158H207ZM218 157V156H217ZM222 157V156H221ZM227 157V156H226ZM241 157V156H240ZM239 157V158H240ZM24 158V157H23ZM45 158V157H44ZM43 158V159H44ZM98 158V157H97ZM96 158V159H97ZM98 158V159H99ZM141 158V157H140ZM146 158V157H145ZM159 158H161V157H159ZM203 158V159H202ZM219 158V157H218ZM244 158H243V160H244ZM26 159V160H27ZM37 159V158H36ZM59 159V158H58ZM90 159V158H89ZM94 159V158H93ZM92 159V160H93ZM129 159V158H128ZM134 159V158H133ZM136 159H137V157H136ZM163 159V158H162ZM174 159V158H173ZM202 159V160H201ZM211 161H210V160ZM222 159V158H221ZM237 159H238V157H237ZM242 159V158H241ZM9 160V159H8ZM38 160H40L39 158H38ZM46 160H47V158H46ZM53 160H54V156H53ZM52 160V161H53ZM91 160V159H90ZM137 160H139V159H137ZM141 161H142V159H140ZM149 160H151V158L149 159ZM158 160V159H157ZM161 162H162V160L161 159H159ZM158 160V161H159ZM198 160V159H197ZM34 161V160H33ZM94 161H95V159H94ZM92 162V164H94V165H96V161L95 162ZM103 160H101L99 163L100 164H102L101 162H102ZM116 161H119L120 163H118V162H116ZM122 161V160H121ZM123 161H124V158H123ZM135 162H137V165H138V163H139V161H136V160H134ZM140 161V162H141ZM148 161V160H147ZM159 161V162H160ZM176 161V160H175ZM179 161H178V163H179ZM199 160H198V162H200ZM215 161H216V159H215ZM221 161V160H220ZM224 161V160H223ZM222 161V162H223ZM6 162V161H5ZM21 162H22V160H21ZM24 162V161H23ZM27 162H29V161H27ZM32 162V161H31ZM90 162V161H89ZM152 162V161H151ZM174 162V161H173ZM197 162V161H196ZM41 163V162H40ZM55 162H53V164H54ZM58 163V162H57ZM91 163V162H90ZM90 163H89V165H90ZM97 163H98V161H97ZM129 163V164H128ZM146 163V162H145ZM157 165L159 164V163H157V162H155ZM164 163V162H163ZM167 163V162H166ZM166 163L164 164V166H166ZM8 164V163H7ZM27 164V163H26ZM43 164V163H42ZM60 164V163H59ZM92 164H91V167H92ZM151 164H153V163H151ZM156 164H153V165H155L156 166ZM162 164V163H161ZM187 164V165H188ZM194 164V163H193ZM196 164V163H195ZM31 165V164H30ZM29 165V166H30ZM45 165H47V164H45ZM88 165V164H87ZM93 165V167L95 168L96 166H94ZM103 165H106L105 164V162H103ZM135 165V164H134ZM140 165V164H139ZM160 165V164H159ZM158 165V166H159ZM183 165V164H182ZM181 165V166H182ZM188 165V166H189ZM197 165V164H196ZM9 166V165H8ZM20 166H22V165H20ZM33 166V165H32ZM49 166V165H48ZM53 166V165H52ZM55 166V165H54ZM53 166V167H54ZM84 166H86V164L84 165ZM83 166V167H84ZM144 166V165H143ZM145 166H146V164H145ZM148 167H150L149 165H147ZM163 166V165H162ZM161 166V167H162ZM168 166V165H167ZM188 166H186V167H188ZM198 166V165H197ZM222 166H224V164L222 165ZM222 166H221V168H222ZM34 167H35V165H34ZM58 167V166H57ZM63 167V168H62ZM78 167H81L80 168V170H82V173L83 174H80L81 176H82V179H81V177L80 176H78L79 174V168ZM88 167V166H87ZM90 167V166H89ZM90 167V168H91ZM107 167V166H106ZM135 167V168H134ZM139 168H140V170L142 171L144 168H142L141 169V166H138ZM147 167V168H148ZM152 167V166H151ZM176 167V166H175ZM226 167V166H225ZM224 167V168H225ZM37 168V167H36ZM44 168V167H43ZM103 168H105V166H103ZM138 168V169H139ZM147 168L144 170V172L146 173H149V175L150 176H148V174H145V173H143V171H142V173H143V177H144V174L145 175H147V177L146 178H142V180H141V178H140V182H139V180L136 182L135 181V183H139L140 185H138V187L137 186H134V188L135 187H137V188H132V190H130L129 188H126V191L128 192V191H130V192H132V195H133V192H134V195L133 196H135L136 197V200H134L135 202V204L134 203H131L132 201H130V203H129V205H124L125 207H127V210H126V208L125 207H123L124 209H125V211H127L128 212V214H127V216H125L126 218H127V220L129 219L130 221H134V222H136L135 220V218H139L140 219V217H141V220L139 221L140 223H141V221L142 222H144V219H145V221L147 220V222H148V218H150V219H152L153 217H155V219L157 218V217H161L162 219L163 218H165L164 220H166V218L167 217H169V212H168V208L166 209V207H164V206H162V205H165V204H162V205H160V204H158L157 203V200L155 199V198H153V197H155V194L157 195V193L155 192V191H157L158 189H159V187H158V189L157 188H155L154 186H156L157 184H156V179H157V176H158V180H157V182H159L160 181V177H159V175H160V171H158V170H155L156 168L154 167L153 168V170H152V173H151V169L152 168H150V171L148 172L147 171ZM157 168H160V167H157ZM180 168V167H179ZM223 168V169H224ZM22 169V168H21ZM21 169H19V170H21ZM25 170L27 169V171H28V169L29 168H24ZM38 169H39V166H38ZM78 169V170H77ZM122 169H125V171L124 170H122ZM165 169V168H164ZM168 169V168H167ZM173 169V168H172ZM193 169H195V168H193ZM225 169H227V168H225ZM34 170H36V169H34ZM45 170V169H44ZM44 170H43V172H44ZM90 170V169H89ZM96 170V169H95ZM97 170H98V168H97ZM109 170V171H108ZM161 170V169H160ZM166 170V169H165ZM169 170H170V168H169ZM178 169H176V175H177V179L179 180V182H180V180L181 181H183V178L185 177L184 176V173H185V171H189V173H190V171L191 170H189V169H186V170H184V172H182V170L181 169H179V170H181V171H177ZM30 171V170H29ZM31 171H33V170H31ZM39 171H40V169H39ZM85 171V172H84ZM123 171V172H122ZM171 171V170H170ZM173 171H175V170H173ZM193 171V170H192ZM191 171V172H192ZM218 171H219V173H218ZM224 171V170H223ZM222 171V172H223ZM226 171V170H225ZM224 171V172H225ZM36 172V171H35ZM35 172H32L33 174L35 173ZM76 172H78V173H76ZM138 172V171H137ZM140 172V171H139ZM160 172V173H159ZM223 172V173H224ZM227 172H228V170H227ZM27 173V172H26ZM25 173V174H26ZM42 173V172H41ZM46 173V172H45ZM44 173V174H45ZM84 173L86 174V175H84ZM111 173V174H110ZM134 173H136L135 171H134ZM196 173H198V171H197V169H196ZM21 174V171H20V173H19V175ZM23 174V173H22ZM24 174V175H25ZM36 174V173H35ZM34 174V175H35ZM76 174H78L77 176H76ZM112 174V175H113ZM141 174V173H140ZM153 174V175H152ZM159 174V175H158ZM168 174H170V173H168ZM173 175H174V173H172ZM187 174V173H186ZM192 174V173H191ZM193 174H195V173H193ZM27 175V174H26ZM26 175H25V177H26ZM38 175V174H37ZM136 175L137 174H134L133 175V177H132V179L130 180L131 181V184L133 183L134 184V182H133V178H134V176L136 177ZM187 175H189L190 176V178L192 177L190 174H187ZM2 176V177H1ZM29 176V175H28ZM39 176H41V174L39 175ZM43 176V175H42ZM86 176V177H85ZM168 176V175H167ZM175 176V175H174ZM184 176V177H183ZM21 177V176H20ZM46 177H50V175L49 176H46ZM83 177H85V178H83ZM163 177V176H162ZM165 177V176H164ZM188 177V176H187ZM3 178V179H2ZM19 178V177H18ZM24 177H22V179H23ZM26 178H29V177H26ZM25 178V179H26ZM35 178V177H34ZM129 178L128 179H126L128 182H129ZM160 178V179H159ZM169 178V177H168ZM21 179V180H22ZM39 179V178H38ZM51 179V178H50ZM110 179H112L111 181H110ZM114 179H116V177L114 178ZM135 179H138V178H134V180ZM172 179H174V178H172ZM176 179V178H175ZM174 179V180H175ZM189 179V178H188ZM207 179V180H206ZM208 179H211L212 180V182H211V180H209L208 181ZM118 180V179H117ZM116 180V181H117ZM122 180V181H123ZM162 180V179H161ZM177 180V181H178ZM197 180L199 181V179H196V183H199V182H197ZM7 181V183H9ZM16 181H17V179H16ZM16 181H13L14 183L16 182ZM55 181V180H54ZM58 181V180H57ZM87 181H91L92 182V184L91 183H89V184H91L92 185V187L90 188L89 186V189H88V187L85 185L86 184V182ZM173 181V180H172ZM176 181V182H177ZM186 181V180H185ZM189 181V180H188ZM194 181V180H193ZM192 181V179H191V182H193ZM207 181V182H206ZM2 182H4V180L2 181ZM2 182H0V184H2V186H4V187H6V189H8V187L6 186V182H5V184L4 183H2ZM12 182V183H13ZM19 182H20V178H19ZM38 182V181H37ZM50 182V181H49ZM61 182V181H60ZM118 182V181H117ZM124 182H125V180H124ZM160 182H162V181H160ZM164 182V181H163ZM167 182V181H166ZM165 182V183H166ZM171 182V181H170ZM22 183V182H21ZM21 183H19L20 185H21ZM34 183V182H33ZM54 183V182H53ZM71 183V184H70ZM123 183V182H122ZM169 183V182H168ZM181 183V185H183V183L182 182H180ZM179 183V184H180ZM187 183V182H186ZM188 183H190V182H188ZM187 183V184H188ZM194 183H195V181H194ZM207 183V184H208ZM4 184V185H3ZM11 184V183H10ZM16 184H18V183H15L14 184V186H17L18 187V185H16ZM23 184V183H22ZM28 184V183H27ZM26 184V185H27ZM62 184V183H61ZM60 184V185H61ZM117 184V183H116ZM119 184V183H118ZM156 184V185H155ZM159 184V183H158ZM186 184V185H187ZM206 184V185H207ZM208 184V185H209ZM20 185H19V187H20ZM40 185V184H39ZM45 185V184H44ZM70 185V186H69ZM123 185V184H122ZM126 185V184H125ZM130 185V184H129ZM136 185V184H135ZM160 185H163V183L161 184L160 183ZM170 186H171V184H169ZM186 185H185V183H184V186H185V188H186V193H187V187H186ZM189 185V184H188ZM187 185V186H188ZM197 184H195V186H196ZM11 186H13V184L11 185ZM24 186V185H23ZM31 186H33V185H31ZM36 186V185H35ZM65 186V185H64ZM158 186V185H157ZM165 186V185H164ZM184 186L182 187L183 189H184ZM210 186V185H209ZM4 187H1L0 188V193H1V191H2V189H4ZM16 187V188H17ZM45 187V186H44ZM47 187V186H46ZM45 187V188H46ZM61 187V186H60ZM69 187V188H68ZM94 187H95V189H94ZM128 187H130V186H128ZM180 187V186H179ZM189 187V186H188ZM197 187V186H196ZM200 187V186H199ZM202 187V186H201ZM211 187V186H210ZM24 188V187H23ZM51 188V187H50ZM122 188V187H121ZM162 188V187H161ZM173 188V187H172ZM190 188H192V187H190ZM189 188V189H190ZM193 188H194V186H193ZM204 188V187H203ZM6 189L5 190H3L4 192L6 191ZM25 189V188H24ZM28 189V188H27ZM40 189V188H39ZM49 189V188H48ZM52 189V188H51ZM111 189V190H110ZM117 189V188H116ZM125 189V188H124ZM124 189H121L122 190V192L124 193ZM134 189V190H133ZM157 189V190H156ZM178 189V188H177ZM200 189H202V188H200ZM17 190H19V189H17ZM16 190V191H17ZM21 190V189H20ZM26 190V189H25ZM57 190V189H56ZM124 190V191H123ZM160 190H162V189H160ZM165 190V189H164ZM182 190V189H181ZM185 190V189H184ZM2 191V195H4V192ZM22 191V190H21ZM29 191H31V190H29ZM65 191V190H64ZM107 191H108V194H107ZM125 191V192H126ZM166 191H169L168 190V188H167V190ZM177 191V190H176ZM189 191H191V190H189ZM201 191V190H200ZM205 191V190H204ZM19 192V191H18ZM24 192H26V191H24ZM24 192H23V194H24ZM146 193V195H145V193ZM159 192V191H158ZM161 192V191H160ZM179 192V191H178ZM184 192V191H183ZM182 192V193H183ZM33 193V192H32ZM65 193V192H64ZM67 193V192H66ZM113 193V194H112ZM121 193V192H120ZM143 193H144V195H143ZM149 193L151 194V197L153 198L152 199V201L151 200H149L148 201V197L149 196H147V195H149ZM169 193V192H168ZM171 193H172V191H171ZM170 193V194H171ZM186 193H185V196H186ZM197 193H198V191H197ZM202 193V192H201ZM208 193V192H207ZM206 193V194H207ZM208 193V194H209ZM22 194V193H21ZM69 194H70V192H69ZM2 195H0V196H2ZM15 195H17V193L15 194ZM26 195V194H25ZM29 195H30V193H29ZM54 195H56V194H54ZM62 195V194H61ZM67 195H68V193H67ZM101 195H102V193H101ZM121 195V194H120ZM125 195V194H124ZM131 195V196H132ZM142 195L143 196H146V198L147 199H145V201H144V199L142 198ZM161 195V193L159 194V196ZM168 195V194H167ZM178 195H179V193H178ZM188 195V194H187ZM202 195V194H201ZM24 195H22L21 196V198H20V200H22V199H25L24 197H23ZM27 196V195H26ZM25 196V197H26ZM63 196V195H62ZM73 196V197H74ZM79 196V197H78ZM102 196H105V195H102ZM106 196H105V198H106ZM109 196H107L109 199H106V200H108V201H106L105 199L103 200V202H105V204H103V205H105L106 206V209L105 208H103V209H105L106 210V212H107V216H105L104 217V222H101L100 220H102L103 218H102V215L100 216V212H99V217H101L100 218V220L98 221V217L96 216V219H94V222L93 223H84V224H81V223H79L80 222V220H83L82 218H80V216H78V219L76 218V217H74L75 216V214H74V210L75 209H77V205H75V207L76 208H70V207H73V204H78L76 201H74V203H69V205L68 204H66L67 206H69V208L67 207V209L69 210V211H72L73 212V215L74 216H72L71 218H69L70 216H68V218L66 217V219H61V216L64 214H62L61 216H60V221H56V222H53V224H51V223H47L48 225H50L51 224V226L53 225V227H52V231H50L51 232V237L52 238H50V236H49V238L51 239V240H48V241H51L52 242V239H54V244H56L57 243V240H58V242L60 241V243H61V241L63 242V244H64V239H68V237H69V239H71V241L72 242H74L75 244H77V245H82L83 244V246L82 247H79V248H76V249H80V248H85V244L87 245V243H89V245H90V247H88V248H90L89 250H87L86 248L85 249H82L78 254H72V255H74V256H67L65 253H63V251H65V250H62V252H61V254H58V255H56V253H54L55 255H53V253H52V255L53 256H51L50 258H49V256L48 257H44L41 253V256H43V258L46 260H48V261H46L47 263L46 264H116L117 262H118V264H134V261L135 260H133V258L135 257V252H138L139 251V253H138V256L137 257H143V255H145V256H147L146 255V253L145 252H147L148 253V250H149V248H153V246L154 245H156V247L157 246H159L158 247V249L160 248L161 250H163V251H161L162 252V255H164L165 253H169L170 252V250H174V253L175 254H173V252H172V254L174 255V257H172V258H169V257H167V256H171V253H169L167 256H166V254H165V256H162L163 257V259H164V257H167V258H165L164 260H166V259H168L169 258V260L165 263V262H163V260H161V257H160V250L158 251V252H160V253H158L157 252V248L156 247H154L153 249H150V251L151 250H153L154 251V249L156 248L157 250H155V252L152 254V255H150L151 256V258L152 257H154V259L156 260V263L158 264L159 262H157L159 259V257H160V260L159 261H161V262H163V263H165V264H200V263H198V262H190V258L192 257V256H194V255H196V258H197V252L199 251V250H197V251H195V249H196V247H197V245L196 244H192V243H190L191 242V240L192 239H188L189 237H185V239H183L184 238V234L186 235V233H184V234H179V238H178V236L174 233V231H173V233H172V231H171V235H166L165 233H167V231L166 230H163L164 231V234H165V236H163L164 234H161L160 232H158L159 231V229L157 228V230H147V231H145V229H144V231L142 232H139V239L138 238H136V241L138 240L139 241V243H136V246H135V248H133V249H135V252H131V250H129V249H126V248H124V249H120L121 251H119V253L117 254V256H115V257H117L118 259L116 260V258H113V256H112V258L113 259H110L109 257L110 256H108L110 253L108 252V248H109V246L108 245H105V244H107V243H104V244H101V241H100V243H99V241L98 240H93V238H94V236L95 237H97L96 235L98 234V233H96V231H104V233L109 229V231H111V232H113L112 231V229L114 228H112L111 226H113V225H111L110 226V224H111V222L109 223V221L110 220H108L109 219V215H111L110 214V211H112L111 213H117L118 211H122V209L120 208V206H121V203H119L120 205H118L117 206V204H110V202H109V200L111 201V200H113V197H109ZM128 196V195H127ZM172 196V195H171ZM170 196V197H171ZM3 197V196H2ZM2 197H0V198H2ZM20 197V196H19ZM54 197V196H53ZM72 197V196H71ZM72 197V198H73ZM89 197V198H90ZM101 197V196H100ZM129 197V196H128ZM158 197V196H157ZM165 197V196H164ZM189 197V196H188ZM196 197V196H195ZM195 197H194V199H195ZM198 197V196H197ZM206 197H208L207 195H206ZM5 198V197H4ZM16 198H18V195H17V197ZM56 197H54V199H55ZM102 199H103V197H101ZM110 198H112V199H110ZM132 198H134V197H132ZM131 198V199H132ZM161 198H162V196H161ZM160 198V199H161ZM166 198V197H165ZM168 198V197H167ZM179 198V197H178ZM183 198H185V197H183ZM10 199V198H9ZM53 199V198H52ZM51 199V200H52ZM64 199V201L67 199V197H65V198H63ZM69 199V198H68ZM77 199H75V198H73V200H77ZM80 199V198H79ZM135 199V198H134ZM190 199H191V197H190ZM204 199V198H203ZM11 200V199H10ZM29 201H30V199H28ZM50 200V199H49ZM81 200V199H80ZM84 200V199H83ZM93 200V199H92ZM92 200H90L89 202H92ZM96 200V199H95ZM147 200V201H146ZM161 200H164V199H161ZM165 200H167V199H165ZM171 200H172V197H171ZM171 200H167V201H171ZM191 200H193V199H191ZM190 200V201H191ZM196 200V199H195ZM206 200V199H205ZM13 201H15V200H13ZM13 201L11 202V203H13ZM16 201L17 202H19V200H17L16 199ZM53 201H55V200H53ZM56 201H58V200H56ZM63 200H61V202H62ZM78 201V200H77ZM94 201V200H93ZM117 201H118V199H117ZM175 201V200H174ZM182 201V200H181ZM180 201V202H181ZM189 200H187V202H188ZM7 202V201H6ZM16 202V203H17ZM71 202H72V200H71ZM76 202V203H75ZM128 202V201H127ZM146 202V203H145ZM158 202H159V200H158ZM161 202V201H160ZM164 202V201H163ZM172 202H173V200H172ZM204 202H206V201H204ZM209 202V201H208ZM15 203V204H16ZM22 203V202H21ZM27 203V202H26ZM30 203V202H29ZM60 203V202H59ZM65 203V202H64ZM96 203V202H95ZM183 203V202H182ZM184 203H185V201H184ZM192 203V202H191ZM200 203V202H199ZM20 204V203H19ZM52 204V203H51ZM56 204V203H55ZM72 206H71V205ZM123 204H124V202H123ZM179 204H181V203H179ZM196 204V203H195ZM224 204V205H223ZM11 205H14V204H11ZM21 205H24V204H21ZM58 205V204H57ZM60 205H61V203H60ZM63 206H65L66 207V205L65 204H62ZM79 205H80V203H79ZM96 205V204H95ZM113 205H116V206H113ZM134 207H133V206ZM176 205V204H175ZM187 205V204H186ZM189 205V204H188ZM208 205H210L209 203H208ZM5 207H7L6 205H4ZM10 206V205H9ZM36 206V205H35ZM42 206V205H41ZM92 206H93V204H92ZM136 206V207H135ZM167 206H168V203H167ZM179 206H182V205H179ZM179 206H177L176 205V207H179ZM193 206V205H192ZM191 206V207H192ZM230 206V207H231ZM13 207V206H12ZM51 207H52V205H51ZM56 207V206H55ZM189 207V206H188ZM191 207H190V209H191ZM196 207V206H195ZM203 207V206H202ZM201 207V208H202ZM209 207V206H208ZM213 207V206H212ZM17 208H18V205H17ZM23 208H25L24 206H23ZM22 208V209H23ZM36 208V207H35ZM41 208V207H40ZM46 208V207H45ZM56 208H58V206L56 207ZM81 208V207H80ZM79 207H78V209L77 210H79L80 209ZM96 208V207H95ZM120 208V209H119ZM186 208H187V206H186ZM198 208H200V207H198ZM200 208V209H201ZM211 208V207H210ZM218 208V207H217ZM9 209H13V208H10L9 207ZM16 209V208H15ZM14 209V210H15ZM21 209V210H22ZM37 209V208H36ZM39 209V208H38ZM37 209V210H38ZM55 209V208H54ZM91 209V208H90ZM93 209V208H92ZM116 209H118V210H116ZM180 209H181V207H180ZM204 209H206V208H204ZM204 209H202V211L204 212ZM227 209V208H226ZM8 210V209H7ZM31 210V209H30ZM35 210V209H34ZM41 210V209H40ZM39 210V211H40ZM43 210V209H42ZM50 210V209H49ZM60 209L58 208V211H59ZM63 210V209H62ZM82 210V209H81ZM97 210V209H96ZM169 210H170V207H169ZM173 210V208L171 209V211ZM185 210H187V212L189 211L190 212V210L187 208V209H185ZM195 210V209H194ZM198 209H196V211H197ZM230 210V209H229ZM228 210V211H229ZM231 210V211H232ZM245 210H248L247 211V213H244L243 211H245ZM10 212H11V210H9ZM23 211H24V209H23ZM26 211V210H25ZM38 211V212H39ZM45 211V210H44ZM76 211V210H75ZM87 211V210H86ZM117 211V212H116ZM174 211V210H173ZM173 211L172 212H170V213H173ZM180 211V210H179ZM8 212V211H7ZM6 212V213H7ZM29 212V211H28ZM35 212H37V211H35ZM80 212H82V211H80ZM91 212V211H90ZM104 212V211H103ZM102 212V213H103ZM181 212V211H180ZM199 212V211H198ZM233 212V211H232ZM23 213V212H22ZM30 213V212H29ZM28 213V214H29ZM46 213V212H45ZM45 213H42V214H45ZM66 213V212H65ZM94 214H95V212H93ZM231 213V212H230ZM4 214H5V212H4ZM24 214H25V212H24ZM40 214H41V212H40ZM93 214V215H94ZM186 214V213H185ZM190 214V213H189ZM25 215H27V213L25 214ZM47 215H49V214H47ZM67 215V214H66ZM69 215V214H68ZM77 215H78V213H77ZM83 215V214H82ZM95 215H97V214H95ZM94 215V216H95ZM114 215V214H113ZM124 215H125V212H124ZM178 215L180 216V214L178 213ZM187 215V214H186ZM192 216H193V214H191ZM201 215V214H200ZM44 216V215H43ZM42 215H41V217H43ZM53 216V215H52ZM91 216V215H90ZM175 216V215H174ZM190 216V215H189ZM191 216V217H192ZM197 216V215H196ZM196 216H195V218H196ZM230 216V215H229ZM234 216H235V214H234ZM25 217V216H24ZM35 217V216H34ZM82 217V216H81ZM122 217H123V215H122ZM122 217H120L121 219H122ZM178 217V216H177ZM28 218V217H27ZM45 218V217H44ZM46 218H48V217H46ZM49 218H50V216H49ZM56 218H58V217H56ZM62 218H63V216H62ZM76 218V219H75ZM91 218H92V216H91ZM90 218V219H91ZM113 218H115V217H113ZM172 218V217H171ZM180 218V217H179ZM181 218H182V213H181ZM181 218H180V220H181ZM186 218V217H185ZM234 218V217H233ZM24 219V218H23ZM68 219V220H67ZM80 219V220H79ZM112 219V218H111ZM135 219V220H134ZM138 219V220H139ZM143 219V220H142ZM154 219V218H153ZM8 220V219H7ZM26 220V219H25ZM24 220V221H25ZM30 220V219H29ZM32 220H33V218H32ZM46 220V219H45ZM54 220V219H53ZM56 220V219H55ZM128 220V221H129ZM173 220V219H172ZM175 220H176V216H175ZM175 220H173V221H175ZM184 220V219H183ZM186 220H187V218H186ZM233 220V219H232ZM231 220V221H232ZM31 221V220H30ZM30 221H28V222H30ZM41 221V220H40ZM84 221H85V219H84ZM88 221V220H87ZM111 221H114V220H111ZM124 221H126L125 219H124ZM123 221V222H124ZM130 221L128 222V223H130ZM152 221H154V220H152ZM157 221H158V219H157ZM168 221V220H167ZM182 221V220H181ZM7 222V221H6ZM5 222V223H6ZM36 222H37V220H36ZM35 222V223H36ZM44 222V221H43ZM58 222V223H57ZM60 222V223H59ZM133 222V223H134ZM138 222V221H137ZM164 222V221H163ZM183 222V221H182ZM182 222H180V223H182ZM24 223V222H23ZM27 223V222H26ZM38 223V222H37ZM82 223H83V221H82ZM102 223L104 224V225H102ZM127 223V222H126ZM133 223H130V224H133ZM140 223L138 224V225H140ZM165 223V222H164ZM196 223H198V222H196ZM195 223V224H196ZM223 223V222H222ZM229 223H230V221H229ZM7 224V223H6ZM11 224V223H10ZM20 224V223H19ZM29 224V223H28ZM117 224H118V222H117ZM123 224V223H122ZM144 224V223H143ZM157 224H161V223H157ZM157 224H155V225H157ZM186 224V223H185ZM190 223H188V225H189ZM8 225V224H7ZM34 225V224H33ZM43 226H44V224H42ZM45 225H46V223H45ZM107 225L108 226H110V227H107ZM119 225V224H118ZM126 225V224H125ZM145 225V224H144ZM144 225H143V227H144ZM154 225V224H153ZM164 225V224H163ZM163 225H162V227H163ZM165 225H167L166 223H165ZM169 225V224H168ZM175 226H176V224H174ZM183 225V224H182ZM191 225H192V222H191ZM200 225V224H199ZM16 226V225H15ZM21 226V225H20ZM24 226V225H23ZM39 226V225H38ZM38 226H36V228L38 227ZM120 226V225H119ZM119 226H117V227H119ZM137 226V225H136ZM136 226H135V228H136ZM170 226V225H169ZM172 226H173V224H172ZM178 226H179V224H178ZM178 226H176L177 228H178ZM12 227V226H11ZM45 227V226H44ZM50 227V226H49ZM48 227V228H49ZM75 227H76V229L77 230H75ZM123 227V226H122ZM121 226L119 227V228H122ZM126 227H128V226H126ZM129 227H130V225H129ZM157 227H158V225H157ZM189 227H190V225H189ZM201 227V226H200ZM211 227H213V226H211ZM227 227V226H226ZM7 228H8V226H7ZM13 228V227H12ZM18 228H23V227H18ZM17 228V229H18ZM27 228V227H26ZM30 228H32L31 226H30ZM29 228V229H30ZM35 228V229H36ZM40 228V227H39ZM47 228V227H46ZM47 228V229H48ZM104 228H106V230H104ZM108 228V229H107ZM139 228V227H138ZM141 228V227H140ZM148 228V227H147ZM151 228H153V226L151 225ZM167 228H168V226H167ZM166 228V229H167ZM171 228V227H170ZM181 228V227H180ZM188 228V227H187ZM194 228V227H193ZM192 228V229H193ZM204 228H206V227H204ZM6 229V228H5ZM19 229V230H20ZM28 229V228H27ZM38 229V228H37ZM42 229V228H41ZM82 229H84V231H82L81 232V230ZM115 229V228H114ZM131 229V228H130ZM129 229V230H130ZM154 229V228H153ZM161 229V228H160ZM184 229H185V227H184ZM207 230H208V227L206 228ZM12 230H14V229H12ZM11 230V232L13 233L14 231H12ZM22 230V229H21ZM32 230V229H31ZM51 230V229H50ZM116 231L117 230H119V229H115ZM125 230V229H124ZM135 230V229H134ZM133 230V231H134ZM138 231H139V229H137ZM142 230V229H141ZM171 230V229H170ZM177 230V229H176ZM180 230V229H179ZM190 230H191V228H190ZM213 231H214V228L212 229ZM9 231V230H8ZM7 231V232H8ZM27 231V230H26ZM30 231V230H29ZM33 231V230H32ZM46 231V230H45ZM49 231V230H48ZM79 231V232H78ZM100 231V232H101ZM126 231H128V229L126 230ZM162 230H161V232H163ZM166 231V232H165ZM185 231V230H184ZM193 231V230H192ZM192 231H191V233H192ZM201 231V230H200ZM199 231V232H200ZM218 231V230H217ZM220 231V230H219ZM11 232H10V234H11ZM18 232V231H17ZM20 232V231H19ZM18 232V233H19ZM21 232H23V231H21ZM28 232V231H27ZM39 232H40V230H39ZM38 232V233H39ZM43 232V231H42ZM111 232H109V234H111ZM177 232V231H176ZM180 232V231H179ZM181 232H183V231H181ZM180 232V233H181ZM187 232V231H186ZM16 232H14V234H13V236H11L10 234H9V236H7V235H5V237L7 236L8 238L10 237V239H11V237H12V241H19V240H21L22 238V235H24L25 236V234L24 233H17V234H15ZM36 233V232H35ZM46 234H47V232H45ZM80 233H81V235H80ZM121 233V232H120ZM122 233H124V232H122ZM131 234H132V232H130ZM130 233H129V235H130ZM136 233V232H135ZM138 233V232H137ZM142 233V234H141ZM28 234V233H27ZM32 234V233H31ZM43 234V233H42ZM41 234V235H42ZM107 234H108V231H107ZM106 233L104 234V235H107ZM116 233H115V231H114V235H115ZM125 234V233H124ZM127 235H128V233H126ZM189 234H190V232H189ZM189 234H188V236H189ZM196 234V232L194 231V235ZM221 235V233L219 232H217L216 233V231L215 232H212V231H203V229H202V232H200L199 233V235H197V237H203V236H205V238H211V237H213V236H216L217 238H218V236L219 235ZM225 234V235H224ZM29 235H30V233H29ZM34 235V234H33ZM40 235V234H39ZM38 235V236H39ZM49 234H47V236H48ZM104 235H102V236H104ZM120 235V234H119ZM133 235H135L134 233H133ZM132 235V236H133ZM162 236V238H161V240L159 239V236ZM180 235H181V237H182V239H180ZM23 236V237H24ZM28 236V235H27ZM32 236V235H31ZM37 236V237H38ZM57 236H59V237H57ZM99 236V235H98ZM101 236V237H102ZM30 237V236H29ZM65 237V238H64ZM71 237V238H70ZM116 237H117V235H116ZM119 237V236H118ZM122 237V236H121ZM130 237V236H129ZM136 236H134V238H135ZM156 237H158V239L159 240H157V238ZM163 237H165V239L163 238ZM194 237H196V236H194ZM216 237H214L215 238V242H217L216 241ZM228 237L229 238H231L230 240L228 239ZM7 238V239H8ZM21 238V239H20ZM26 238V237H25ZM31 238H33V241H34V238L37 240V242H38V239L36 238V234H35V236L34 237H31ZM30 238V239H31ZM41 238H42V236H41ZM48 238V237H47ZM123 238V237H122ZM127 238V237H126ZM178 238V239H177ZM193 238V237H192ZM219 238H220V236H219ZM43 239H44V237H43ZM42 239V240H43ZM99 239V238H98ZM115 239H117V238H115ZM129 238H127V240H128ZM132 239V238H131ZM130 239V240H131ZM162 239H164V240H162ZM180 239V240H179ZM198 239H200V238H198ZM226 239V240H225ZM6 240V239H5ZM10 240V242H12ZM23 240V239H22ZM25 240H27V238L25 239ZM25 240H23V241H25ZM39 240H41V239H39ZM80 242H79V241ZM104 240V239H103ZM126 240V241H127ZM134 241H135V239H133ZM178 240V241H177ZM202 240V239H201ZM204 240V239H203ZM7 241V240H6ZM31 241V240H30ZM32 241V242H33ZM47 241V240H46ZM68 241V240H67ZM79 243H78V242ZM119 241V240H118ZM132 241V240H131ZM130 241V242H131ZM133 241V242H134ZM195 241H197V240H193V242L195 243ZM13 242V243H14ZM29 242V241H28ZM91 242V243H90ZM205 242V241H204ZM232 242H233V244H234V246H235V248L232 246L233 244H232ZM7 243H8V241H7ZM19 243V242H18ZM24 243V242H23ZM27 243V242H26ZM31 243V242H30ZM33 243H36L35 241L33 242ZM33 243H31L30 245L31 246H29L28 247V252L29 251H32V249L30 248V247H32L33 246ZM40 243H41V241H40ZM39 242L37 243V245L38 244H40ZM49 243V242H48ZM47 243V244H48ZM68 243V242H67ZM113 243V242H112ZM118 243V242H117ZM121 243H124V242H121ZM128 243V242H127ZM135 243V242H134ZM25 244V243H24ZM24 244H22V245H24ZM45 244V243H44ZM43 244V245H44ZM62 244V243H61ZM115 244V243H114ZM126 244V243H125ZM138 244V245H137ZM211 244V243H210ZM232 244V245H231ZM11 245H14V244H12L11 243ZM26 245V244H25ZM37 245H34L33 247H35V246H37ZM41 245H42V243H41ZM40 245V246H41ZM57 245V244H56ZM56 245H53V247L55 248V249H59V243H58V245H57V248H56ZM99 245H101V248H102V252L104 253V254H102V256L100 255H98L97 256V253L99 252V251H101V248H100V250L98 251L97 250V248H98V246ZM103 245V246H102ZM119 245V244H118ZM162 245V246H161ZM183 245H187L186 247L185 246H183ZM208 245V244H207ZM8 247H11L10 245H7ZM15 246H17V245H15ZM19 246V245H18ZM17 246V247H18ZM21 246V245H20ZM39 246V245H38ZM37 246V248L39 249V247ZM46 246V245H45ZM48 246V245H47ZM46 246V249L48 248ZM61 246V245H60ZM68 246V245H67ZM92 246V247H91ZM106 246V247H105ZM108 246V247H107ZM116 246V245H115ZM122 246V245H121ZM120 246V247H121ZM123 246H125V245H123ZM201 246V245H200ZM16 247V248H17ZM26 247H27V245H26ZM41 247H44V246H41ZM53 247H52V249H53ZM100 247V246H99ZM127 247V246H126ZM183 247H185V248H183ZM206 247V246H205ZM233 247V248H232ZM12 248V247H11ZM24 248V247H23ZM23 248H21L22 250H23ZM63 248V247H62ZM91 248H94V249H91ZM117 248V247H116ZM20 249V248H19ZM29 249H31V250H29ZM34 249V248H33ZM42 249H44V248H42ZM45 249V250H46ZM51 249V247H49V250L47 249L46 251L48 252V251H51L52 250ZM69 249H70V247H69ZM99 249V248H98ZM111 249V248H110ZM109 249V251H111ZM118 249V248H117ZM117 249H115V251L117 250ZM132 249V250H133ZM141 249V250H140ZM147 249V250H146ZM182 249H184V251H183V254H184V256H181V250ZM12 250V249H11ZM14 250H16V249H14ZM18 250V249H17ZM21 250V251H22ZM35 250H37L36 249V247H35ZM40 250V249H39ZM95 250H97L98 252H96ZM3 251V250H2ZM5 251L7 252L4 256H2L3 258H5L6 260L7 259H13V261H14V258H16V254L14 253L13 255H14V257L12 256V254L10 253V252H12V251H10L9 249H4V253H5ZM10 251V252H9ZM27 251V250H26ZM55 251V250H54ZM58 251V252H59ZM114 251V252H115ZM169 251V252H168ZM18 252V251H17ZM34 250L31 252L33 255H34ZM39 252V251H38ZM42 252V251H41ZM46 252V253H47ZM57 252V251H56ZM57 252V253H58ZM112 252V251H111ZM152 252V251H151ZM156 252L159 254H156ZM163 252H164V254H163ZM22 253V252H21ZM27 253V252H26ZM30 253V254H31ZM45 253V254H46ZM48 253H50V252H48ZM113 253V252H112ZM200 253H201V249H200ZM8 254H10V256L8 255ZM18 254H20V253H18ZM24 254V253H23ZM39 254V255H40ZM65 254V255H64ZM100 254V253H99ZM114 254V253H113ZM115 254H116V252H115ZM155 254H156V256H155ZM205 254H206V256H205ZM2 255V254H1ZM6 255H8L9 256V258L7 257H5ZM22 255V254H21ZM29 255V254H28ZM27 254H26V256H28ZM32 255V256H33ZM112 255V254H111ZM172 255V256H173ZM186 255V256H185ZM199 255V254H198ZM26 256L24 255H22L21 257L23 258H21L22 260H21V262L22 261H24V259L26 258ZM35 256V255H34ZM145 256H144V258H145ZM200 256H201V254H200ZM199 256V257H200ZM1 257V259H0V261H1V264H6V263H10V259L9 260H7L6 261V263L3 261V258ZM25 257V258H24ZM30 257V256H29ZM36 257V256H35ZM37 257H39V256H37ZM36 257V258H37ZM202 257V256H201ZM149 258V257H148ZM147 258V259H148ZM4 259V260H5ZM17 259V258H16ZM31 259V258H30ZM39 260H40V258H38ZM114 259L116 260V263H111V261H114ZM139 259V258H138ZM202 259V258H201ZM29 260V259H28ZM33 260V259H32ZM37 260V259H36ZM44 260V261H45ZM109 260V261H108ZM136 260H137V258H136ZM195 260V259H194ZM193 260V261H194ZM12 261V262H13ZM16 261V260H15ZM31 261V260H30ZM61 261H62V263H61ZM143 261H145V260H143ZM147 261V260H146ZM197 261V260H196ZM199 261V260H198ZM202 261H204V262H202ZM2 262H4V263H2ZM11 262V263H12ZM18 262V261H17ZM21 262L19 263V264H21ZM25 262V261H24ZM24 262H22V264H25ZM36 261H34V262H32V264L33 263H35ZM43 262V261H42ZM150 261H148V262H145V264L147 263V264H151V263H149ZM153 262H155V261H153ZM152 262V263H153ZM160 262V263H161ZM169 262V263H168ZM8 263V264H9ZM10 263V264H11ZM15 263V262H14ZM29 263H31V262H29ZM40 263V262H39ZM159 263V264H160ZM162 263V264H163ZM42 264V263H41ZM143 264H144V262H143ZM155 264V263H154Z\"/></svg>",
    "mask_w": 264,
    "mask_h": 264
}]
</instances>
